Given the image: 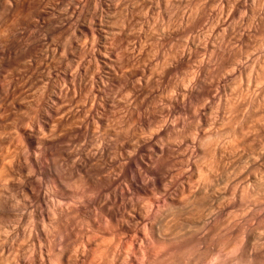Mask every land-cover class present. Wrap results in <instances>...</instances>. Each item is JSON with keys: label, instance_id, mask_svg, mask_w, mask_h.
I'll list each match as a JSON object with an SVG mask.
<instances>
[{"label": "rangeland", "instance_id": "374dc122", "mask_svg": "<svg viewBox=\"0 0 264 264\" xmlns=\"http://www.w3.org/2000/svg\"><path fill=\"white\" fill-rule=\"evenodd\" d=\"M62 1H63V4H62ZM71 1H73V2L71 3ZM71 1L70 0L69 1L68 0H60L59 1L60 4H59L57 0H54L52 2L51 8H49L50 10L47 9V11L49 10V12L50 11L54 12V11L60 10L61 8L62 9L67 8L66 11L72 9L71 12L68 11L67 15L68 16L70 15V17L73 20L79 18V20L82 21V23H80L78 26L80 32L78 31V36L75 39V41L73 42V46H75V47L77 46L78 48L73 47L72 48L73 50H70L69 54H68V52L67 53L65 52V49L63 48V46L53 47L56 44L53 45L50 41V43L52 44V47H50L51 45H49L50 43L48 42L49 44H47V45L45 44V46L43 45V47L41 45L35 49L36 51L34 50L33 53L35 54V56L32 53V55H33L32 59H35V58H39V59L32 60L33 62L31 61L30 63H33V65H35V66L37 65L38 68L37 67L34 68L35 66H32L30 63L20 62V63L16 64L15 66L13 65L11 68L10 67L6 68V69H10V70H4L5 71V72L3 71L4 73L3 72L0 73L1 74L0 77H2V75H3V77L4 76L6 77V75H7L8 76L7 79L9 78L8 80L4 81V79H6V78L3 79V77H2L1 78L2 81L0 80V82H2V83H0V88H1L0 89L1 90V92H0V100H1L0 101V129H1L0 130V160H1L0 161V168H2V169H0V264H56V263L57 264H106V263L107 264H113V263L114 264H141V260L143 257H147V259H145L143 261V264H152L153 261H158L159 264H175L174 256H170L169 254L170 253H176L178 251H185L186 249H185L184 245L186 242L185 241H179L176 244H172L170 237L173 234L177 233L178 231L181 232L187 228H191L194 231L192 232V234L185 232V235H191L190 239L193 243H198L199 245H203V247L201 248V253H202V256L204 257V264H213V261L215 262V264H264V207H263L264 204H258L257 203V204H255V206H253L250 201L245 199L244 193H243L244 192L243 188L247 184L250 183L252 185H255L258 182L257 177L264 178V176H261V174H264V155L260 156V154H259L260 149L262 147H264V142H263L264 141V119H263V117H264V102H263L264 101V94L262 96H260V94L264 93V91H262L264 89V77H263L264 76L263 75L264 74V59H263L264 58V54H263L264 53V50H263L264 49V27L252 28L251 31H248L247 27H246V24H247L246 19L247 18L245 19L244 25L241 24V22H240V14L243 11V9H242V4L237 3L236 0H233L234 2L232 0H227V1H225V0L224 1L223 0H220V1L219 0H213L212 1L211 0L212 3L210 0H209L210 2L207 0L209 2V3L207 2L208 7H206V9L204 8L205 9L204 11H206L209 7H211L208 10L209 13L206 11V13L209 15H207L204 11L202 12V9H203L202 7L206 6V4H205L206 0H192V5H191L189 12L181 13V14L177 13L178 16L179 15L183 16V22L182 23L178 22V19L176 21L177 14H176V16H173L172 13L175 11L174 7H176L177 4L181 8L185 7L188 4L187 0H181V1H184V2H182L181 6H180V3H178L181 1L176 0L177 1V3H176V1L174 0L175 4L173 1V7L171 8V10H172L171 13L169 12L170 10L168 11L169 13L167 12V10H166V12L163 11V9H170V7H168L169 5L168 6L166 5L168 3V2H166V0H164L165 3L163 2V0H160V2H162L164 4H162V3L159 4V0H158V2H156L157 0H145V2L143 1L144 3L142 2V0L141 1L137 0L138 3L134 0H133L134 2H132L131 0H121L122 2L120 0H118V1L117 0H113V1L112 0H102L103 2L101 0H99V1L98 0H90V2L87 1L88 4L81 3L80 2L81 0H79V1L78 0H71ZM152 1H155V4H153L154 2H152ZM203 1H205V2H203ZM229 1H230V3H229ZM68 2L71 3V6L73 8L69 6L70 4ZM117 2H119V3H117ZM129 2H132V4ZM224 2H226L225 5H227L230 10L227 9L228 7H225ZM227 2L229 4H227ZM73 3L75 4V7L73 6L74 5ZM120 3H121V5H120ZM135 3H136V6L134 5ZM145 3H146V5H145ZM210 3L212 6L214 4V8L216 11H218V10L219 11L214 12L213 11L214 8L211 5H209ZM215 3H219V4L217 5ZM7 4H8L7 0H0V10H1L0 11V21H3V20L7 21V24L5 25V27H0V41L7 39V35H6L7 26L13 25V24H27L31 20L30 17L36 15V4L33 3V0H13V5L11 8H9V6ZM77 4H78V8H77ZM161 4L164 5V8L161 7ZM230 4H232L233 9H232V6ZM33 5H34V7H33ZM59 5H61V6H59ZM132 5L134 8L132 7ZM138 5H140V6H138ZM157 5H158V7H160V9H157V7H154L155 10H152V9H154L153 6H157ZM195 5H197V6L199 5L197 7V8L200 7L199 11L197 10ZM216 5L218 6L217 9H216ZM79 6L80 7L81 6L82 7L88 6L85 9L83 7L84 11L87 14L84 11H82L85 13V14L83 13L84 15L82 14V12L79 13L80 10H83V9H81L82 7L80 8ZM147 6H148V8H147ZM149 6L151 9L149 8ZM166 6H167V8H166ZM40 7L43 8V5H40ZM192 7H195V8H192ZM221 7L223 9L226 8L227 11H225L226 9L223 10ZM235 7H236V9H235ZM87 8H89L88 9L89 11L87 10ZM145 8H147V9H145ZM161 8H163V9L161 10ZM219 8H221V9H219ZM239 8H241V9H239ZM78 9H80V10H78ZM96 9L98 12L95 11ZM156 9L160 13L159 16L162 15L164 17V15H165V17H164L165 19H163L162 16H161L162 18L161 17L159 18V16L158 17L155 16V15L159 14L158 12H154V11H157ZM145 10H148L149 14H148V11H145ZM195 10H196V13H195L196 15L194 14ZM220 10H221V12H222V10L225 12L221 13ZM122 11H123V13H121ZM191 11L193 14L190 13ZM228 11L231 12L229 14H232L235 11L236 12L235 15L238 14L237 18H235L236 16H234L233 14L230 15V17H229V14L227 13ZM75 12H76V16H74ZM199 12L204 13V15L201 13L204 17L201 14H199ZM70 13H72V14H70ZM142 13H144V14H142ZM211 13H212V15H211ZM96 14H97V16H96ZM166 14H169V15H166ZM171 14H172V16H170ZM189 14L192 16H190ZM198 14L200 15V20L203 19L202 22L199 20V18L198 19L195 18L196 16L199 17ZM213 14L216 16L218 15V17H216V16L215 17L220 19V21H219L220 23L218 22L219 19L217 20L215 17H212V16H214ZM225 14L227 17L225 16ZM79 15L82 17L80 18ZM90 15H91V17H90ZM149 15H151L152 17L149 18L150 17ZM153 15L157 18H155ZM205 15H207L208 17H205ZM220 15L222 16V18H220L221 17ZM94 16H96V17H94ZM129 16L132 19L129 18ZM141 16L144 20L142 18H140ZM147 16H148V18H146ZM166 16H168V17H166ZM224 16H225V19H224ZM85 17H86V20H85ZM138 17H139V19H141L143 21H141V20L139 21ZM112 18H113V20H112ZM136 18L138 19V22H137ZM204 18L205 19L207 18L206 20H209V19L211 20L208 23L209 25H207V21L206 22L204 21L205 20ZM212 18H213V21H212ZM227 18L228 19L230 18L229 21L231 19L232 20L234 18L235 19L233 21L231 20V24H230ZM114 19L115 20L119 19L120 22L117 20V22H118L117 23V22H115ZM135 19H136V22L134 23ZM145 19H146V21H147V19H148V21L150 19L151 22L150 21L146 22ZM154 19H156V20H154ZM195 19H197L199 21H197ZM236 19H238V20H236ZM214 20H216V22ZM108 21H110L111 23ZM154 21H155V23L153 24ZM167 21H169V22L171 21V22L169 23ZM224 21H226V23H222V25H219V24H221V22H224ZM121 22H123V24ZM144 22L146 24H143ZM173 22H174V24H173ZM194 22H195V24H194ZM196 22H197V24H196ZM200 22L204 24L205 28H204V26L201 27L202 24ZM212 22H213V24L215 22L214 26H213V24H211ZM217 22L219 23L218 25L216 24ZM147 23H148V25H147ZM227 23H229L231 25V27ZM232 23H233V25H232ZM111 24L113 25V27L111 26ZM146 25H147V27H146ZM240 25L242 26V28ZM125 26H127V27H125ZM130 26H132L133 28ZM151 26H152V28H151ZM219 26H221L223 28H221ZM232 26H234V27H232ZM159 27H160V29H159ZM183 27L184 28L186 27L187 29L186 28L184 29ZM215 27L218 28L219 31H216V29H214ZM192 28H193V30H192ZM120 29L123 30L124 32L121 31ZM199 29H202V30L199 31ZM212 29L215 30V33H213L214 31H211ZM168 30L169 31L173 30V32L176 31V37H174L175 35L173 32L170 33L171 31L169 32ZM167 31H168V34H167ZM197 31L201 35H199L197 33ZM111 32H112V34H110ZM116 32H117V34L118 33L119 34L116 35ZM132 32H133V35H132ZM134 32L135 33L138 32V34H134ZM180 32H182V33H180ZM217 32L220 33V36ZM223 32L225 35L223 34ZM242 32H244V33H242ZM81 33H82V35H81ZM203 33H206V34L203 36ZM241 33H242V35H241ZM113 34L115 35L114 37H112ZM171 34H173V36ZM195 34H196V39L194 37ZM207 34L209 35L210 38H208ZM236 34H237V36H236ZM134 35H137V36L140 35V36H139V38H136V36H134ZM147 35H148V37H147ZM162 35H163V37H162ZM206 35H207L208 40H206V38H205ZM213 35L214 36L216 35V36L214 37ZM234 35H235V37H234ZM97 36H98V38H97ZM145 36H146V38H145ZM107 37L109 40L107 39ZM110 37H112V39H115L117 37V39L113 43L114 40L110 41ZM120 37L121 38L127 37V38L124 39V41H123V38L121 39ZM133 37H134V40L132 39ZM159 37H160V39H159ZM199 37H203L204 39L199 38ZM92 38L94 39V42H93ZM135 38H136V41H135ZM198 38L200 40L201 39L202 40L198 41ZM61 39H63V37H61ZM137 39H139V40H137ZM147 39H148V42H146ZM191 39H195V40H191ZM226 39H227V41H226ZM91 40H92V44H91ZM170 40H171V42H170ZM88 41H90V42H88ZM156 41L158 44L156 43ZM182 41H183V43H182ZM194 41H195V44H193ZM202 41L203 42L205 41L204 43L208 44L206 49H205L206 45H204V43H203L204 47L200 46ZM206 41H208V43ZM209 41H210V44H209ZM110 42H111V44H110ZM130 42H131V45H130ZM190 42L192 44H190ZM93 43H94L95 47H94ZM170 43H172V45ZM211 43H212L213 47L210 46ZM82 44H83V46H82ZM107 44H109L110 46ZM115 44H119V47H117V48H119V50H116V47H113ZM120 44H122V47L120 46ZM186 44H188L189 46ZM196 44H198V47L200 46L198 49L199 51L197 50ZM88 45H89V47L91 46L90 48H92V50L89 49ZM104 45L107 46L109 49L107 47H105ZM115 46H118V45H115ZM151 46H153V47H151ZM168 46H170V47H168ZM182 46L185 47V52L187 51L186 53H184V48ZM191 46H192V48H190ZM209 46L211 48H209ZM193 47H194V49H196V51L193 49ZM201 47H203V48H201ZM49 48H50V50H49ZM51 48L52 49L54 48V50L56 48L55 53H54V50L52 52ZM121 48H123V49H121ZM128 48H129V50H128ZM47 49H48V53H50L51 57L47 53ZM61 49H62V51H61ZM84 49H86L87 51ZM111 49H114V50H111ZM216 49H218V51H217L218 54H216V52H215ZM232 49H233V51H232ZM93 50H95L94 51L95 53L93 52ZM163 50H164V52H163ZM182 50H183L184 55L182 53H180ZM205 50L208 52L206 53ZM58 52H60L59 53L60 58H59V56L56 55V54H58ZM136 52H137V54H136ZM141 52H143V53H141ZM188 52H190L191 54H189ZM212 52H214V53H212ZM73 53H74V55H72ZM260 53H262L263 56ZM36 54H37V56L39 54V57H37ZM87 54H89V55H87ZM120 54H121V56H120ZM146 54H147V56H146ZM178 54H181L182 56L178 55ZM193 54H194V57L196 56L195 58L192 57ZM47 55L51 58V59L49 58L50 59L49 62H48ZM52 55L56 56V57L54 58ZM172 55H173V57H172ZM189 55L192 57L191 59H189L190 58ZM91 56H92V58H91ZM132 56H134V57H132ZM209 56H210L211 60H209ZM257 56H258V58H257ZM45 57H46V60L44 62L43 60ZM187 57H189V58L187 59ZM254 57H256V58H254ZM247 58L249 59V62L247 61L248 60ZM29 59L31 60V58H29ZM53 59L54 60L58 59L55 61H57V62L59 61V62L57 63V62L53 61ZM106 59H108V60H106ZM136 59H138V60H136ZM51 60H52V62H51ZM128 60H130V61H128ZM194 60H195V62H193ZM199 60L203 61L202 64H204V65H201V66L205 67V68L203 67V69H200V70L198 68L199 64H201V63H199L200 62ZM205 60L211 61L212 64H211V62L209 63V61L206 62ZM35 61H37V62H35ZM40 61H41V63L42 62H44V63H42V65H41V63L40 64L38 63ZM46 61H47V63H46ZM109 61H110V63H109ZM191 61L193 64L191 63ZM234 61H236L235 62L236 64L235 63L233 64ZM239 61H240V63H239ZM50 63H52L51 66H53V65H56V66H53L54 67L53 68L50 66ZM157 63L160 66H158ZM159 63H161L162 65ZM205 63L206 64L209 63L210 65H207V66H210V67L205 66L206 65ZM238 63L240 66L242 63V66L240 67L238 65ZM247 63H249L250 65L249 64L247 65ZM251 63H253V64L251 65ZM101 64H102V66H101ZM111 64H112V66H111ZM232 64L234 65V67L236 69V71H234V72L237 73V75L233 72H228V69H231ZM145 65H147V66H145ZM163 65H165V67L167 66L166 69ZM222 65H224V66H222ZM236 65H238V67ZM243 65H244V67H243ZM253 65H254V67H252ZM31 66L33 67V68H31L33 71L30 69ZM40 66H42V67H40ZM57 66H58V68H62V69H58ZM82 66H83V68H82ZM150 66H151V69L153 71L150 69ZM172 66H174V67H172ZM15 67H16V69H15ZM55 67L57 69H55ZM144 67H145V69H144ZM202 67H200V68H202ZM28 68H29V70H28ZM119 68L121 69V71ZM142 68H143V70H141ZM191 68L192 69L194 68L195 70H192ZM206 68H208V69H206ZM218 68H220V69H218ZM232 68H233V66H232ZM241 68H244V71H243V69L241 71L240 70ZM245 68L247 71L245 70ZM52 69H54V70H52ZM123 69H125V70H123ZM49 70H51L52 73L49 72ZM57 70L59 71V75L61 77L57 74L58 73ZM108 70L110 72L112 71V74L108 73L109 72ZM191 70L195 71V74H197L198 76L196 77L195 74L193 75L194 72H192ZM203 70H204L205 74H204ZM237 70H239V72ZM6 71H7V73H6ZM12 71H13V73H12ZM44 71H47L48 74H47V72L45 73ZM65 71H68L70 74L68 72H65ZM90 71H92V72H90ZM94 71H96V73ZM143 71L146 74H144ZM148 71H150V72H148ZM188 71H190V73H188ZM209 71H210V73L213 71L211 73V75L215 74V72H216V74H215L216 77L213 75L211 76ZM251 71H252V73H251ZM55 72H56V75H55ZM61 72L63 75L61 74ZM87 72H89L90 75ZM114 72H116V73H114ZM118 72H119V74H118ZM49 73H51L50 76H49ZM64 73H65V75H68V76L65 77ZM149 73H152L153 75L156 76V77L153 76L154 80H153L152 75L151 74L149 75ZM218 73H219V76L220 75L222 76V78H220L221 76L219 77L217 75ZM258 73H259V75H258ZM44 74L46 75V77L43 76ZM86 74H88V75H86ZM159 74H160L161 78H160ZM207 74L210 75L211 77L210 76L207 77ZM232 74H235L236 76L234 75L235 76L234 77ZM32 75H34V76H32ZM41 75L43 76V79H42ZM52 75L56 78L52 77ZM57 75H58V77H57ZM69 75H70V77H69ZM107 75H108V77H107ZM137 75L139 76V78ZM141 75H143L144 78ZM147 75L149 77L151 76L152 78H149ZM157 75L159 77H157ZM163 75H165L166 77ZM168 75H169V77H168ZM191 75L194 76V77L192 76L194 79H192V77H189ZM63 76H64V79H63ZM94 76L95 77L97 76L96 77L97 80L95 79ZM145 76H147L149 79L148 78L145 79ZM178 76H180L181 79L183 77L184 80L183 79L181 80L180 77H178ZM10 77L12 79H14L12 81L13 84L11 83L12 86L9 82V80H12V79H10ZM49 77L52 78L51 79L52 81L49 80L50 79ZM131 77H133V78H131ZM186 77H187V79H186ZM213 77H215L216 79L214 78V80H213ZM46 78H48L47 83L45 82ZM121 78H122V80H121ZM134 78H136L137 80H135ZM195 78L196 79L200 78L199 79L200 82L199 81L195 82V80H196ZM67 79H68V81H67ZM114 79H115V81L116 80L117 81L115 82ZM128 79H129V81H128ZM222 79L224 80V82ZM255 79H256V81H255ZM54 80L56 82L55 84L53 83ZM92 80H94V81H92ZM98 80H99V82H98ZM124 80L127 82H125ZM191 80L192 81L194 80V84H192V85H191V83H193V82ZM212 80L215 83H212L213 82ZM216 80L218 82H216ZM220 80H221V82H220ZM6 81H8V82H6ZM70 81H72V82H70ZM148 81H149V83H148ZM170 81H171V83H170ZM174 81H175L176 85H175ZM181 81H183V82H181ZM158 82H159V84H158ZM187 82H189L188 85H190V86H187ZM222 82H223V84H222ZM38 83H39V85H38ZM48 83H50L49 87H53V88L55 87L53 92L50 90L53 88H49L48 86H46V85H48ZM58 83H59V85H58ZM181 83H184V84L181 85ZM2 84L4 86L6 84V86H5L6 88L4 86H2ZM219 84H221V85L218 87ZM239 84H240V86H238ZM27 85H29V86L31 85V86L29 87ZM194 85L196 86L197 89L195 88ZM8 86L9 87L11 86V87L9 88ZM144 86H146V87H144ZM182 86H183V88H188L187 91H189V90L193 91V88H194V91H193L194 93L192 94V91H191V93L187 92L189 94V95L187 94L189 96V98H188L186 93H182L183 89L180 88ZM33 87H35V88L37 87V88L34 89ZM92 87H94L95 92L93 91ZM96 87H99L100 90H99V88H96ZM101 87H102V89H101ZM129 87H131V88H129ZM15 88L17 91L15 90ZM28 88H32V89L28 90ZM39 88L41 89V91ZM46 88H49V89H46ZM42 89L44 90V93H43ZM58 89H60L59 91H61V90L62 91L57 93ZM91 89H92V91H91ZM23 90L26 93L28 90V93L26 94ZM33 90L36 91V94L34 93L35 91H33ZM38 90H39V92H37ZM47 90L50 91L51 93L48 92ZM79 90H81V91H79ZM124 90H126V91L124 92ZM240 90L241 91L244 90V91L241 92ZM29 91L32 93H30ZM46 91L49 93V95L47 94ZM54 91L57 94H54L55 93ZM96 91L98 93H96ZM99 91H100V93H99ZM142 91H144V94ZM162 91H163V93H162ZM235 92H236V94H235ZM33 93H34V95H33ZM41 93H43V96ZM52 93L55 97L52 95ZM152 93H153V95H152ZM181 93H182V95H181ZM210 93H211V95H210ZM38 94L40 95V97H43V99H41L38 96ZM58 94H61L62 96L58 95ZM82 94H83V96H82ZM133 94H134V97L132 98L131 96H133ZM138 94H139V98H137V96H136ZM177 94L180 96V98L177 97ZM239 94H243V95H239ZM144 95H145L144 98L145 99L147 98V100H145L142 97ZM171 95H173L174 100L177 101L176 103H174L175 101H172V97L169 98ZM215 95H217V96H215ZM255 95H256V97H255ZM35 96L36 97L38 96L40 99L37 97V99H38L37 100ZM50 96L51 97L53 96L52 97L53 99ZM95 96H98L96 98H98L99 100H97L95 98ZM99 96L101 98H99ZM153 96H155V97H153ZM241 96H242V98H241ZM248 96L251 97V99ZM45 97H47V98H45ZM128 97H130V98H128ZM176 98H178L180 101ZM46 99L49 100L48 103H50V102L53 103V100L54 101L56 100L55 101L56 103L55 102L53 103L52 108H49L48 103L45 101ZM92 99H93V101L96 99V102L97 101L99 102V104H98V102L92 103L93 105H95V110H94V106L91 105L93 108L94 114L99 112V113H97L98 116L92 114L94 116V117H92L94 120L92 118L91 119L89 118L90 116H92L91 113L89 115V111L92 112V108H90V105H89V104H91ZM132 99H134V101ZM242 99H244V100H242ZM246 99H248V100H246ZM256 99H258V100H256ZM40 100L41 101L43 100V102H41ZM78 100H79V102H78ZM168 100L170 102H168ZM143 101L147 102L148 104L142 103ZM205 101H210V103H206L208 106L205 104ZM226 101L229 102V104L226 103ZM234 101H237L238 103L234 102ZM40 102H41V104H40ZM44 102H45V104H44ZM178 102H179V104L177 106ZM77 103H79V104H77ZM140 103L142 105L139 106ZM180 103L182 105H180ZM186 103H187V105L185 106L184 104H186ZM22 104H23V106H22ZM87 104L89 105L90 110H88V108H86L87 110L85 108H84V110L79 109L82 107V105H83V107L88 106ZM224 104H225V108H224ZM257 104H258V106H257ZM235 105H237V106H235ZM26 106H28V107H26ZM38 106H39V109H38ZM42 106L44 109L42 108ZM149 107H151V108H149ZM167 107H168V109H167ZM180 107H181V109H180ZM204 107H205V109H204ZM238 107H240V108H238ZM241 107L242 108L245 107L246 109H242ZM251 107L254 109H252ZM258 107H260V108H258ZM77 108L79 111L77 110ZM197 108H198V110H197ZM229 108H230V110H229ZM231 108H233V109L231 110ZM41 109L43 110V112L41 111ZM48 109L49 110L51 109L50 112ZM186 109H188V110H186ZM80 110H82V111H80ZM140 110H142V114H143L141 116L142 118L141 117L138 118V115L139 114L141 115ZM145 110L147 112H145ZM1 111H3V112L1 113ZM204 111H206L207 114ZM249 111H251V112H249ZM259 111H260V113H259ZM129 112L131 115L129 114ZM132 112H133V114H132ZM194 112H195L196 116L194 115ZM254 112H256V113H254ZM145 113H146V115H145ZM227 113H229V114H227ZM230 113H234V114L231 115ZM247 113H249V114H247ZM24 114H26V115L24 116ZM172 114H173V116H172ZM253 114H255V115H253ZM39 115L41 116L40 117L41 120L44 119V121L42 120L43 123L38 118ZM45 115H47V116L49 115V116L47 118L43 117ZM99 115H101V116H99ZM144 115H145V117H144ZM148 115L151 117L150 121L148 120V118L150 119V117ZM83 116H85L84 117L85 119H83ZM87 116H88V118H87L88 120H86ZM249 116H251L252 118ZM256 116H257V118H256ZM259 116H260V118H259ZM261 116H263V117H261ZM1 117H3V118H1ZM145 119H146V121H145ZM83 120H86V121L92 120V121L88 122V124H87V122L83 121ZM251 120L254 122L252 123ZM259 120H262V121H259ZM21 121H23L25 124H23V122H21ZM38 121H40L41 123H39ZM45 121H47L48 123ZM168 121H169V123H167ZM171 121H172V123H171ZM215 121H216V123H215ZM247 121H248V123H247ZM98 122H100V123H98ZM210 122H211V124H210ZM158 123H159V125H158ZM82 124H84V125L86 124V126L90 125V126H88V128L90 127V129L87 128V130H86L85 129L86 126H82ZM124 124H126V125H124ZM249 124H251V125H249ZM102 125H104V126H102ZM159 126H161V127H159ZM167 126L171 128V131H169L170 129ZM15 127H17V128H15ZM81 127L83 128V134H82V130H81L82 128ZM164 127H165L164 130H165L166 137L164 135L163 129L161 131V128H164ZM158 128H160V129H158ZM166 128H168L169 130ZM51 129H53V130H51ZM91 129H93V130H91ZM118 129H120V130H118ZM234 129H236V130L234 131ZM237 129H238V131H237ZM158 130L161 132L159 133ZM166 130H168L167 134H166ZM90 131H92V132H90ZM157 131H158V133H156ZM185 131H186V133H185ZM78 132H80L81 134H78ZM152 132L154 135L152 134ZM49 134H52V136H50ZM155 134H157V135H155ZM149 135L152 137H148ZM183 135H186V137ZM193 135H194V137H193ZM31 136L33 137L32 139H30ZM154 136H156V137H154ZM157 136H159V138L161 136V138L158 140ZM98 137L103 144L102 150L103 149L104 150L103 151L101 150L99 152L91 151L93 149V146L96 143ZM143 137H144V139H143ZM155 139H156V141H155ZM146 140H148V141L146 142ZM149 140H150V142L155 141L154 143H151L153 145V146H151L152 148H150V145H148L150 143ZM55 141L59 142L58 146H57V155L55 157H53L51 161L46 160L43 164H41V162H40V156H41L40 149L43 146L42 142L52 143ZM132 141H133V143H132ZM137 141L141 142V144L143 142L144 145H146V146L148 145L149 147L141 145ZM169 141H171V142H169ZM180 141H182V142H180ZM193 141H196V142H193ZM213 141L215 142V144ZM240 141H242V142H240ZM15 143H16V145H15ZM154 144H156L157 146ZM180 144H182V145H180ZM216 144H218V145H216ZM233 144H234V146H233ZM139 145L141 147L143 146L147 149H145L143 147L141 148V147H139ZM159 145L162 147H160ZM10 146H12V147H10ZM165 146H166V150L163 151ZM167 146L169 147V149L167 148ZM212 146H213V148H212ZM223 146H224V148H223ZM239 146H241V149ZM154 147H156L155 148L156 150L158 148H160V154L157 153L159 151V149L156 151L154 149ZM189 147H190L191 151H190ZM148 148H150V149H148ZM174 148L175 149L177 148V149L175 150ZM210 148H212V149H210ZM7 149L10 151H7ZM139 149H141V151ZM88 150L91 151L90 156L88 154L89 153ZM136 150L139 152H137ZM150 150H151L152 155L154 154L153 157L155 156L154 159H152V157H151L152 155H150L151 154L149 152ZM153 150L157 154L153 153ZM161 150H162V152H161ZM208 150L210 153H208ZM184 151H186V152H184ZM80 152H83L85 157L91 161V165H90L89 169L87 170L89 173L88 175H86L84 172H80L79 169H77L75 173L73 172V169L75 168L76 164L83 162V159L79 160V161L77 160V156ZM131 152H132V154H130ZM164 152H167V153H165V155H164L163 154ZM146 153H148V154H146ZM227 153H229V154H227ZM145 154L148 157H146ZM167 154H168V156H167ZM206 154H207L209 159L207 158ZM240 154H243V155H240ZM254 154H256L257 157L259 158V159L257 158V162L255 164L251 163V161H249V157L254 155ZM156 155H158V156H156ZM161 155H163V157ZM170 155H172V156H170ZM166 156L171 158L172 161H170V159H168L169 161L167 160V162H169V163L165 164L164 162H166V160H165ZM213 156H215L214 159H213ZM134 157H136V158H134ZM140 157H141V159H140ZM144 158H146V159L144 160ZM147 158H148V160H147ZM240 158H242V159H240ZM150 159H152V160H150ZM201 159H203V160H201ZM129 160L131 163H129ZM143 160L146 162H144ZM216 160H218V161H216ZM141 161L145 164L143 165V163H140ZM147 161L149 163H147ZM151 161H152V163H151ZM160 161H161V164L159 163ZM162 161H164V162H162ZM246 161L249 163V165H251L247 168V172L248 173L250 172L249 173L250 175L247 172H245V170H244V163ZM2 162H3V164H2ZM188 162H190V163H188ZM210 162H212V163H210ZM219 162H221V163H219ZM151 164H152V166H151ZM162 164H164V165H162ZM167 164H169V165L167 166ZM49 165L54 166V168H55L54 173L52 172ZM161 165H162V167H161ZM188 165H190V166H188ZM215 165L216 166L218 165V168ZM257 165H259V166H257ZM163 166L164 167L167 166L164 169H166V170L168 169V171H170L171 173L170 172L168 173V171H167L168 174H166L165 173L166 170L160 169V168H163ZM153 168L155 171L153 170ZM184 168H186L185 169L186 171L183 170ZM206 168H207V170H206ZM214 168H216V169H214ZM260 168H262V169H260ZM234 169H236L237 173H238V174L236 173L237 174L236 179H235L236 181L234 180V181H232V183L227 184V191H220L219 189L221 188V185H220L221 181H225V180L227 181V178H226L227 172H230ZM257 169H258V171H257ZM173 170H176V171H173ZM187 170H188V172H187ZM203 170H204V172H203ZM213 170H215V171H213ZM200 171H201V173H200ZM206 171H208L209 173ZM145 172H147V173H145ZM175 172H176V174H175ZM210 172L211 173L214 172V173L211 174ZM180 173L182 176L180 175ZM196 173H198V174H196ZM183 174H185V175H183ZM199 174H201V175H199ZM207 174L209 177L207 176ZM5 175H6V177H5ZM173 175H175V176H173ZM171 176H173V177H171ZM245 176H246V178H245ZM253 176H255V177H253ZM57 177L59 178L58 180H57ZM66 177H70L72 179H66ZM187 177H188V180H187ZM239 177H241V178H239ZM205 178H207V180ZM244 178H245V180L243 181ZM90 179L97 185V188L94 191L95 192H101L102 191V198H99L98 196L89 192V189H90L89 180ZM182 180L183 181L185 180V181L183 182ZM203 180H206V182L208 181V184H209V180L210 181L212 180V181L210 182L209 185H207V183ZM196 181H198V182H196ZM199 181L202 183H200ZM193 182H195V183H193ZM113 183H115V184H113ZM190 184H191V186H190ZM231 184H232V186H231ZM233 184H234V186H233ZM171 185H173V186H171ZM202 186H203V188H202ZM238 186H240V187H238ZM236 187H238V188H236ZM43 189H45V190H43ZM199 189H200V191H199ZM40 191H41V194L42 193L46 194V196L42 197L41 194L39 195ZM235 191H237V192H235ZM250 191L251 190L249 189V192ZM162 192H164V193L162 194ZM241 192H242V194H241ZM80 193L83 194L84 196L81 195ZM185 193H187V194H185ZM77 195L84 198L83 204H81L77 201ZM35 196H36V198H35ZM189 196L193 197V198H190ZM95 199L96 200L98 199V203H95L89 210H85L88 208L89 202L95 201ZM214 203H215V205H214ZM247 204H248V206H247ZM95 205H97V206H95ZM185 205H186V207H185ZM168 206H170V207H168ZM96 207H97V209H96ZM249 207H252V211H250V212L247 211V209ZM131 208H132V210H131ZM195 208H197V209H195ZM172 211H174V212H172ZM195 211L197 214L195 213ZM209 212H211V213H209ZM245 212H247V215H244ZM71 213H72V215H71ZM42 214L44 215V217ZM140 214H141V216H140ZM207 215H208V218L206 217ZM84 219H86V220H84ZM169 232H170V234H169ZM136 234H138V235H136ZM94 235H96V236L93 237ZM103 246H104V248H103ZM148 247H150V248H148ZM189 247H190V245H189ZM116 248H117V250H116ZM157 254H159V255H157ZM93 257H94V259H92ZM114 257H116V258H114ZM166 257H168V259H165ZM86 259H87V261H86Z\"/></svg>", "mask_w": 264, "mask_h": 264}, {"label": "clouds", "instance_id": "9594fccd", "mask_svg": "<svg viewBox=\"0 0 264 264\" xmlns=\"http://www.w3.org/2000/svg\"><path fill=\"white\" fill-rule=\"evenodd\" d=\"M52 2L53 0H33V3L36 4V15L31 17L30 22L27 24H13L7 26V39L0 41V73H2L6 68L12 67L20 62L30 63L31 61L29 58L32 56L34 50L41 45L48 44L49 41L57 46H63L66 53L71 50L73 42L78 36V26L82 23V21H80L79 18L73 20L67 15L66 9H60L54 12L47 11L48 8H51ZM167 2L171 9L173 7V0H167ZM236 2L242 4L243 11L240 14V22L241 24H244L245 18H247L246 27L248 31H251L252 28L264 27V0H250V3L249 0H236ZM7 3L9 8H11L13 0H7ZM81 3H87V0H81ZM40 5H43V8H41ZM191 5L192 0H188V4L183 8H180L177 5L175 7V11L172 13L173 16H176L177 13L189 12ZM178 22H183L182 15L178 18ZM6 24V20L0 21V27H5ZM61 37H63V39H61ZM203 43L204 42L202 41L201 46H203ZM200 63L202 64L203 61ZM228 71L234 72L235 67L229 69ZM205 103H210V101H205ZM48 106L51 108L53 106L52 102H50ZM49 135L52 136V134ZM58 143V141L52 143L42 142L43 146L40 149L41 164H43L46 160L51 161L52 158L57 155ZM102 147L103 144L98 137L91 151L99 152L102 150ZM91 151H89V155H91ZM259 154L264 155V147L260 149ZM257 158V155L254 154L249 157V161H251V163H256ZM81 159H83V162L77 163L73 172L75 173L76 170L79 169L80 172H84L88 175L89 173L87 170L91 165V161L85 157L83 152H80L77 156L78 161ZM249 166V163L245 162L244 170L247 171ZM49 167L54 173V166L49 165ZM236 173V169L227 172V181H221L220 191L227 190V184L232 183V181L236 179ZM261 176H264V174H261ZM58 179L59 178L57 177V180ZM66 179L72 178L66 177ZM89 184V192L99 198H102V191H94L97 188V185L91 179L89 180ZM249 189H251L250 192ZM244 197L246 200L250 201L253 206L257 203L264 204V178H258V182L255 185L247 184L244 187ZM77 201L83 204L84 198L77 195ZM95 203H98V199L90 201L88 208L85 210H89ZM247 211H252V207H249ZM244 215H247V212H245ZM193 231V229L187 228L184 229V231L177 232L170 237L172 244H176L179 241L186 242L184 245L186 249L185 251H178L176 253L169 254L170 256H174L175 264H204V257L201 253L203 245L193 243L190 236L185 235V232L191 234ZM145 259H147V257L142 258L141 264H143ZM165 259H168V257ZM152 264H159V262L153 261ZM213 264H215L214 261Z\"/></svg>", "mask_w": 264, "mask_h": 264}, {"label": "bare ground", "instance_id": "6f19581e", "mask_svg": "<svg viewBox=\"0 0 264 264\" xmlns=\"http://www.w3.org/2000/svg\"><path fill=\"white\" fill-rule=\"evenodd\" d=\"M53 1H54V0H53ZM57 1H58V3H59L60 0H57ZM68 1H69V0H68ZM70 1H71V0H70ZM78 1H79V0H78ZM78 1H77V2H78ZM87 1L90 2V0H87ZM98 1H99V0H98ZM101 1H102V0H101ZM112 1H113V0H112ZM117 1H118V0H117ZM120 1H121V0H120ZM131 1H132V2L136 1V2L138 3L137 0H134V1L131 0ZM140 1H141V0H140ZM143 1L145 2V0H142V2H143ZM173 1H174V0H173ZM175 1H176V0H175ZM175 1H174V4H175ZM179 1H181V0H179ZM187 1H188V0H187ZM208 1H209V0H208ZM208 1H207V0H206V2L203 1V2H205L206 6H203V7H202V8H203V9H202V12L206 9V7H208V6H207V5H208V4H207ZM210 1H211V0H210ZM210 1H209V2H210ZM212 1H213V0H212ZM212 1H211V3H212ZM219 1H220V0H219ZM223 1H224V0H223ZM225 1H227V0H225ZM232 1H233V0H232ZM72 2H73V1H71V3H72ZM75 2H76V1H75ZM75 2H74V3H75ZM80 2H81V1H80ZM102 2H103V1H102ZM121 2H122V1H121ZM132 2H129V3L132 4ZM144 2H143V3H144ZM146 2H147V1H146ZM149 2H150V1H149ZM152 2H154L153 4H155V1H152ZM156 2H158V0H157ZM163 2L165 3L164 0H163ZM166 2H167V0H166ZM182 2H184V1L178 2V3H180V6H181ZM195 2H196V1H195ZM209 2H208V3H209ZM233 2H234V1H233ZM1 3H2V2H1ZM55 3H56V2H55ZM64 3H65V2H64ZM68 3H69V2H68ZM71 3H69V4H70V5H69L70 7H72V6H71ZM74 3H73V4H74ZM104 3H105V2H104ZM117 3H119V2H117ZM143 3H142V4H143ZM160 3H162V2H160V0H159V4H160ZM164 3H162V4H164ZM176 3H177V1H176ZM187 3H188V2H187ZM187 3H186V4H187ZM193 3H194V2H193ZM199 3H200V2H199ZM211 3H210L209 5H211ZM222 3H223V2H222ZM225 3H226V2H224V5H225ZM229 3H230V1H229ZM229 3L227 2V4H229ZM249 3H250V1H249ZM22 4H23V3H22ZM59 4H60V3H59ZM62 4H63V1H62ZM66 4H67V3H66ZM75 4H76V3H75ZM75 4L73 5L74 7H75ZM80 4H81V3H80ZM83 4H84V3H83ZM83 4H82V5H83ZM85 4H88V2L85 3ZM99 4H100V3H99ZM108 4H109V3H108ZM123 4H124V3H123ZM131 4H130V5H131ZM140 4H141V3H140ZM149 4H150V3H149ZM153 4H152V5H153ZM159 4H158V5H159ZM162 4H161V7L164 8V5H162ZM205 4H204V5H205ZM215 4L218 5L219 3H215ZM232 4H233V3H232ZM232 4H230V5L232 6ZM7 5H8V4H7ZM56 5H57V4H56ZM120 5H121V3H120ZM125 5H126V4H125ZM134 5L136 6V3H135ZM145 5H146V3H145ZM152 5H151V6H152ZM158 5H157V6H153V8H154V7H157V9H160V7H158ZM166 5L168 6V3H167ZM177 5H178V4H177ZM217 5H216V9L218 8ZM221 5H222V4H221ZM233 5H234V4H233ZM5 6H6V5H5ZM20 6H21V5H20ZM22 6H23V5H22ZM59 6H61V5H59ZM64 6H65V5H64ZM64 6H63V7H64ZM89 6H90V5H89ZM107 6H108V5H107ZM138 6H140V5H138ZM142 6H143V5H142ZM167 6H166V8H167ZM193 6H194V5H193ZM195 6H196V8H197L199 5H198V6L195 5ZM200 6H201V5H200ZM211 6H212V5H211ZM234 6H235V5H234ZM33 7H34V5H33ZM54 7H55V6H54ZM66 7H67V6H66ZM79 7H80V6H79ZM81 7H82V6H81ZM81 7H80V8H81ZM83 7H84V6H83ZM83 7H82L81 9H83ZM86 7H88V6H86ZM86 7H84V9H85ZM101 7H102V6H101ZM122 7H123V6H122ZM125 7H126V6H125ZM132 7H133V5H132ZM144 7H145V6H144ZM168 7H169V6H168ZM182 7H183V6H182ZM212 7L214 8V4H213ZM225 7H228V6L225 5ZM236 7H237V6H236ZM236 7H235V9H236ZM238 7H239V6H238ZM240 7H241V6H240ZM5 8H6V7H5ZM72 8H73V7H72ZM77 8H78V4H77ZM77 8H76V9H77ZM117 8H118V7H117ZM133 8H134V7H133ZM147 8H148V6H147ZM147 8H145V9H147ZM149 8H150V6H149ZM163 8H161V10H162ZM174 8H175V7H174ZM180 8H181V7H180ZM192 8H195V7H192ZM199 8H200V7H199ZM199 8H197L198 11H199ZM204 8H205V9H204ZM209 8H211V7H209ZM209 8L206 10L208 13H209V11H208ZM221 8H222V7H221ZM221 8H219V9H221ZM230 8H231V7H230ZM2 9H3V8H2ZM7 9H8V8H7ZM13 9H14V8H13ZM48 9H49V8H48ZM61 9H62V8H61ZM66 9H67V8H66ZM69 9H70V8H69ZM74 9H75V8H74ZM84 9H83V10L78 9V10H80V12H79V11H78V12L81 13L82 11H84ZM88 9H89V8H87V10H88ZM101 9H102V8H101ZM129 9H130V8H129ZM150 9H151V8H150ZM157 9H156V10H157ZM222 9H223V8H222ZM225 9H226V8H224L223 10H225ZM227 9H229V7H228ZM227 9H226L225 11H227ZM232 9H233V6H232ZM232 9H231V10H232ZM237 9H238V8H237ZM239 9H241V8H239ZM242 9H243V8H242ZM3 10H4V9H3ZM49 10H50V9H49ZM49 10H48V11H49ZM71 10H72V9H70V10H68V11L71 12ZM90 10H91V9H90ZM102 10H103V9H102ZM139 10H140V9H139ZM152 10H155V8L152 9ZM166 10H167V12H168L169 10H170V11H169L170 13L172 12L171 9H163V11H165V12H166ZM191 10H192V9H191ZM200 10H201V9H200ZM223 10H222V12H225V11H223ZM229 10H230V9H229ZM0 11H1V10H0ZM10 11H11V10H10ZM13 11H14V10H13ZM29 11H30V10H29ZM68 11H66L67 14H68ZM74 11H75V10H74ZM88 11H89V10H88ZM95 11H97V9H96ZM95 11H94V12H95ZM120 11H121V10H120ZM145 11H148V10H145ZM150 11H151V10H150ZM206 11H204V12L206 13ZM213 11H214V12L216 11L215 8H214ZM218 11H219V10H218ZM218 11H216V12H218ZM235 11H236V10H235ZM235 11H234L232 14H233L234 16H236L235 18H237L238 14L235 15V13H236ZM20 12H21V11H20ZM50 12H51V11H50ZM52 12H53V11H52ZM84 12H85V11H84ZM84 12H82V14H83ZM97 12H98V11H97ZM117 12H118V11H117ZM127 12H128V11H127ZM129 12H130V11H129ZM133 12H134V11H133ZM135 12H136V11H135ZM151 12H152V11H151ZM154 12H158V10H157V11H154ZM169 12H168V13H169ZM193 12H194V11H193ZM202 12H201V13H202ZM220 12H221V10H220ZM220 12H219V13H220ZM222 12H221V13H222ZM4 13H5V12H4ZM33 13H34V12H33ZM72 13H73V12H72ZM72 13H70V14H72ZM79 13H78V14H79ZM85 13H86V12H85ZM85 13H84V14H85ZM95 13H96V12H95ZM119 13H120V12H119ZM121 13H123V11H122ZM140 13H141V12H140ZM158 13H159V12H158ZM190 13L193 14L192 11H191ZM195 13H196V10H195L194 14H195ZM197 13H198V12H197ZM201 13L199 12V14H201ZM227 13L229 14V13H231V12L228 11ZM227 13H226V14H227ZM74 14H75V15H74ZM74 14H73V15L76 16V12H75ZM78 14H77V15H78ZM82 14H81V15H82ZM84 14H83V15H84ZM86 14H87V13H86ZM97 14H98V13H97ZM97 14H96V16H97ZM115 14H116V13H115ZM126 14H127V13H126ZM132 14H133V13H132ZM142 14H144V13H142ZM148 14H149V11H148ZM180 14H181V13H180ZM199 14H198V15H199ZM202 14L204 15V13H202ZM202 14H201V15H202ZM206 14H207V13H206ZM214 14H215V13H214ZM214 14H213V15H214ZM217 14H218V13H217ZM226 14H225V16H226ZM228 14H227V15H228ZM232 14H229V17H230V15H232ZM239 14H240V13H239ZM20 15H21V14H20ZM88 15H89V14H88ZM88 15H87V16H88ZM146 15H147V14H146ZM146 15H145V16H146ZM159 15H160V13H159L158 15H155V16L158 17ZM166 15H169V14H166ZM189 15H190V14H189ZM195 15H196V14H195ZM195 15H194V16H195ZM203 15H202V16H203ZM207 15H209V14H207ZM207 15H205V17H208ZM211 15H212V13H211ZM221 15H222V14H221ZM221 15H220V16H221ZM223 15H224V14H223ZM25 16H26V15H25ZM34 16H35V15H34ZM69 16H70V15H69ZM79 16H80V15H79ZM96 16H94V17H96ZM102 16H103V15H102ZM118 16H119V15H118ZM123 16H124V15H123ZM127 16H128V15H127ZM138 16H139V15H138ZM149 16H150L149 18L152 17L151 15H149ZM153 16H154V15H153ZM155 16H154V17H155ZM161 16H162V15H161ZM161 16H159V18H160ZM170 16H172V14H171ZM179 16H180V15H179ZM179 16H178V14H177L176 21H177V19L179 18ZM190 16H192V15H190ZM215 16H216V15H214V16H212V17H215ZM225 16H224V19H225ZM234 16H233V17H234ZM23 17H24V16H23ZM77 17H78V16H77ZM77 17H76V18H77ZM81 17H82V16H80V18H81ZM90 17H91V15H90ZM110 17H111V16H110ZM116 17H117V16H116ZM143 17H144V16H143ZM157 17H155V18H157ZM162 17H163V16H162ZM162 17H161V18H162ZM164 17H165V15H164ZM164 17H163V19H165ZM166 17H168V16H166ZM184 17H185V16H184ZM203 17H204V16H203ZM210 17H211V16H210ZM216 17H218V15H217ZM216 17H215V18H216ZM226 17H227V16H226ZM231 17H232V16H231ZM30 18H31V17H30ZM113 18H114V17H113ZM113 18H112V20H113ZM117 18H118V17H117ZM121 18H122V17H121ZM129 18H131V17L129 16ZM134 18H135V17H134ZM140 18H142V16H141ZM146 18H148V16H147ZM159 18H158V19H159ZM171 18H172V17H171ZM188 18H189V17H188ZM195 18H197V19L199 18V20H200V15H199V17L196 16ZM201 18H202V17H201ZM220 18H222V16H221ZM235 18H234V19H235ZM77 19H78V18H77ZM91 19H92V18H91ZM98 19H99V18H98ZM98 19H97V20H98ZM101 19H102V18H101ZM109 19H110V18H109ZM131 19H132V18H131ZM136 19H137V18H136ZM136 19H135L134 23L136 22ZM138 19H139V17H138ZM138 19H137V22H138ZM142 19H143V18H142ZM197 19H195V20H197ZM204 19H205V18H204ZM206 19H207V18H206ZM206 19H205L204 21H205V22L207 21V25H209L208 23H209V21H211V20H210V19H209V20H206ZM216 19L218 20L219 18H216ZM227 19H228V18H227ZM229 19H230V18H229ZM229 19H228V21H229ZM234 19H233V20H234ZM245 19H246V18H245ZM75 20H76V19H75ZM107 20H108V19H107ZM114 20H115V19H114ZM117 20L119 21V19H116L115 22H117ZM126 20H127V19H126ZM140 20H141V19H139V21H140ZM143 20H144V19H143ZM143 20H141V21H143ZM154 20H156V19H154ZM160 20H161V19H160ZM192 20H193V19H192ZM199 20H197V21H199ZM231 20H232V19H231ZM231 20L229 21L230 24H231ZM233 20H232V21H233ZM236 20H238V19H236ZM246 20H247V19H246ZM14 21H15V20H14ZM26 21H27V20H26ZM121 21H122V20H121ZM131 21H132V20H131ZM145 21H146V19H145ZM147 21H148V19H147ZM147 21H146V22H147ZM149 21H150V19H149ZM149 21H148V22H149ZM163 21H164V20H163ZM200 21L202 22L203 19H201ZM212 21H213V18H212ZM214 21L216 22V20H214ZM219 21H220V19L218 20V22H219ZM221 21H222V20H221ZM108 22H110V21H108ZM119 22H120V21H119ZM123 22H124V21H123ZM123 22H121V23L123 24ZM129 22H130V21H129ZM150 22H151V21H150ZM167 22H169V21H167ZM170 22H171V21H170ZM170 22H169V23H170ZM190 22H191V21H190ZM190 22H189V23H190ZM201 22H200V23H201ZM215 22H214V24H213V22H212L211 24H213V26H214V25H215ZM218 22L216 23L217 25L220 23V22H219V23H218ZM235 22H236V21H235ZM237 22H238V21H237ZM246 22H247V21H246ZM11 23H12V22H11ZM103 23H104V22H103ZM110 23H111V22H110ZM117 23H118V22H117ZM141 23H142V22H141ZM154 23H155V21L153 22V24H154ZM162 23H163V22H162ZM177 23H178V22H177ZM222 23H226V21L221 22V24H219V25H222ZM229 23H227V24H229ZM233 23H234V22H233ZM233 23H232V25H233ZM143 24H146V23L144 22ZM143 24H142V25H143ZM151 24H152V23H151ZM156 24H157V23H156ZM159 24H160V23H159ZM163 24H164V23H163ZM173 24H174V22H173ZM187 24H188V23H187ZM194 24H195V22H194ZM196 24H197V22H196ZM198 24H199V23H198ZM201 24H202L201 27H203L204 24H203V23H201ZM201 24H200V25H201ZM230 24H229V25H230ZM120 25H121V24H120ZM124 25H125V24H124ZM124 25H123V26H124ZM133 25H134V24H133ZM147 25H148V23H147ZM147 25H146V27H147ZM168 25H169V24H168ZM175 25H176V24H175ZM189 25H190V24H189ZM200 25H199V26H200ZM223 25H224V24H223ZM235 25H236V24H235ZM243 25H244V24H243ZM108 26H109V25H108ZM111 26L113 27L112 24H111ZM118 26H119V25H118ZM127 26H128V25H127ZM127 26H125V27H127ZM149 26H150V25H149ZM159 26H160V25H159ZM171 26H172V25H171ZM171 26H170V27H171ZM194 26H195V25H194ZM213 26H212V27H213ZM240 26H241V25H240ZM93 27H94V26H93ZM130 27H132V26H130ZM154 27H155V26H154ZM162 27H163V26H162ZM170 27H169V28H170ZM187 27H188V26H187ZM189 27H190V26H189ZM195 27H196V26H195ZM217 27H218V26H217ZM219 27H221V26H219ZM228 27H229V26H228ZM230 27H231V25H230ZM230 27H229V28H230ZM232 27H234V26H232ZM132 28H133V27H132ZM142 28H143V27H142ZM151 28H152V26H151ZM164 28H165V27H164ZM169 28H168V29H169ZM183 28H184V27H183ZM185 28H186V27H185ZM185 28H184V29H185ZM204 28H205V26H204ZM221 28H223V27H221ZM224 28H225V27H224ZM241 28H242V26H241ZM4 29H5V28H4ZM95 29H96V28H95ZM100 29H101V28H100ZM134 29H135V28H134ZM144 29H145V28H144ZM159 29H160V27H159ZM176 29H177V28H176ZM186 29H187V28H186ZM195 29H196V28H195ZM195 29H194V30H195ZM214 29H216V31H219L218 28H216V27H215ZM225 29H226V28H225ZM227 29H228V28H227ZM244 29H245V28H244ZM81 30H82V29H81ZM91 30H92V29H91ZM101 30H102V29H101ZM107 30H108V29H107ZM114 30H115V29H114ZM120 30H121V29H120ZM120 30H119V31H120ZM131 30H132V29H131ZM140 30H141V29H140ZM154 30H155V29H154ZM154 30H153V31H154ZM156 30H157V29H156ZM190 30H191V29H190ZM192 30H193V28H192ZM196 30H197V29H196ZM200 30H202V29H199V31H200ZM220 30H221V29H220ZM228 30H229V29H228ZM104 31H105V30H104ZM121 31H123V30H121ZM160 31H161V30H160ZM168 31H169V30H168ZM168 31H167V34H168ZM170 31H171V30H170ZM170 31H169V32H170ZM211 31H214L213 33H215V30L212 29ZM226 31H227V30H226ZM79 32H80V31H79ZM91 32H92V31H91ZM93 32H94V31H93ZM123 32H124V31H123ZM172 32H173V30H172L170 33H172ZM192 32H193V31H192ZM221 32H222V31H221ZM224 32H225V31H224ZM224 32H223V34H224ZM244 32H245V31H244ZM244 32H242V33H244ZM139 33H140V32H139ZM146 33H147V32H146ZM173 33H174V35H175L174 37H176V31L173 32ZM180 33H182V32H180ZM195 33H196V32H195ZM197 33H198V31H197ZM207 33H208V32H207ZM217 33H218V32H217ZM217 33H216V34H217ZM242 33H241V35H242ZM84 34H85V33H84ZM107 34H108V33H107ZM107 34H106V35H107ZM110 34H112V32H111ZM118 34H119V33H118ZM118 34H117V32H116V35H118ZM124 34H125V33H124ZM130 34H131V33H130ZM134 34H138V32H137V33L134 32ZM157 34H158V33H157ZM178 34H179V33H178ZM198 34H199V33H198ZM205 34H206V33H203V36H204ZM218 34H219V36H220V33H218ZM221 34H222V33H221ZM81 35H82V33H81ZM89 35H90V34H89ZM101 35H102V34H101ZM132 35H133V32H132ZM132 35H131V36H132ZM155 35H156V34H155ZM171 35L173 36V34H171ZM189 35H190V34H189ZM193 35H194V34H193ZM199 35H201V34H199ZM199 35H198V36H199ZM207 35H208V34H207ZM207 35L205 36L206 40H208V39H207ZM211 35H212V34H211ZM211 35H210V36H211ZM224 35H225V34H224ZM227 35H228V34H227ZM246 35H247V34H246ZM114 36H115V35L113 34L112 37H114ZM127 36H128V35H127ZM134 36H136V38H139L140 35H139V36L134 35ZM158 36H159V35H158ZM169 36H170V35H169ZM172 36H171V37H172ZM177 36H178V35H177ZM183 36H184V35H183ZM198 36H197V37H198ZM213 36H214V35H213ZM215 36H216V35H215ZM215 36H214V37H215ZM236 36H237V34H236ZM89 37H90V36H89ZM112 37H110V41H113V40H114V41H113V43H114L118 36H117L115 39H112ZM147 37H148V35H147ZM162 37H163V35H162ZM165 37H166V36H165ZM194 37H195V39H196V34H195ZM211 37H212V36H211ZM234 37H235V35H234ZM79 38H80V37H79ZM97 38H98V36H97ZM120 38H121V37H120ZM120 38H119V39H120ZM122 38H123V37H122ZM122 38H121V39H122ZM126 38H127V37H126ZM126 38H123V41H124V39H126ZM136 38H135V41H136ZM141 38H142V37H141ZM145 38H146V36H145ZM152 38H153V37H152ZM155 38H156V37H155ZM169 38H170V37H169ZM199 38H203V37H199ZM199 38H198V41H201L202 39L200 40ZM208 38H210L209 35H208ZM221 38H222V37H221ZM227 38H228V37H227ZM86 39H87V38H86ZM92 39H93V38H92ZM107 39H108V37H107ZM111 39H112V40H111ZM130 39H131V38H130ZM132 39L134 40V37H133ZM148 39H149V38H148ZM148 39H147L146 42H148ZM159 39H160V37H159ZM166 39H167V38H166ZM171 39H172V38H171ZM175 39H176V38H175ZM184 39H185V38H184ZM189 39H190V38H189ZM195 39H191V40H195ZM203 39H204V38H203ZM211 39H212V38H211ZM211 39H210V40H211ZM219 39H220V38H219ZM228 39H229V38H228ZM98 40H99V39H98ZM108 40H109V39H108ZM137 40H139V39H137ZM149 40H150V39H149ZM154 40H155V39H154ZM212 40H213V39H212ZM212 40H211V41H212ZM118 41H119V40H118ZM120 41H121V40H120ZM129 41H130V40H129ZM135 41H134V42H135ZM162 41H163V40H162ZM183 41H184V40H183ZM183 41H182V43H183ZM186 41H187V40H186ZM188 41H189V40H188ZM215 41H216V40H215ZM217 41H218V40H217ZM222 41H223V40H222ZM226 41H227V39H226ZM88 42H90V41H88ZM93 42H94V39H93ZM107 42H108V41H107ZM149 42H150V41H149ZM163 42H164V41H163ZM170 42H171V40H170ZM177 42H178V41H177ZM204 42H205V41H204ZM206 42L208 43V41H206ZM49 43H50V41H49ZM49 43H48V44H49ZM84 43H85V42H84ZM113 43H112V44H113ZM118 43H119V42H118ZM150 43H151V42H150ZM152 43H153V42H152ZM156 43H157V41H156ZM186 43H187V42H186ZM224 43H225V42H224ZM229 43H230V42H229ZM261 43H262V42H261ZM79 44H80V43H79ZM91 44H92V40H91ZM91 44H90V45H91ZM104 44H105V43H104ZM110 44H111V42H110ZM133 44H134V43H133ZM139 44H140V43H139ZM157 44H158V43H157ZM163 44H164V43H163ZM170 44L172 45V43H170ZM190 44H192V43L190 42ZM193 44H195V41H194ZM209 44H210V41H209ZM227 44H228V43H227ZM46 45H47V44H46ZM49 45H51L50 47H52V44H51V43H50ZM49 45H48V46H49ZM53 45H54V44H53ZM80 45H81V44H80ZM93 45H94V43H93ZM107 45H109V44H107ZM115 45H118V46H115ZM115 45H114L113 47H116V50H119V48H117V47H119V44H115ZM130 45H131V42H130ZM151 45H152V44H151ZM181 45H182V44H181ZM181 45H180V46H181ZM186 45H188V44H186ZM186 45H185V46H186ZM196 45H197L196 47H197V50H198L199 47H200L201 45H200L199 47H198V44H196ZM204 45H206V47H205V49H206L208 44L204 43ZM216 45H217V44H216ZM252 45H253V44H252ZM44 46H45V45H44ZM48 46H47V47H48ZM55 46H57V45H54L53 47H55ZM78 46H79V45H78ZM82 46H83V44H82ZM91 46H92V45H91ZM91 46H90V47H91ZM104 46H105V45H104ZM104 46H103V47H104ZM109 46H110V45H109ZM120 46L122 47V44H120ZM124 46H125V45H124ZM160 46H161V45H160ZM166 46H167V45H166ZM188 46H189V45H188ZM194 46H195V45H194ZM210 46H212V43H211ZM210 46H209V48H211ZM260 46H261V45H260ZM42 47H43V45H42ZM73 47H75V46H73ZM73 47H72V48H73ZM84 47H85V46H84ZM88 47H89V45H88ZM90 47H89V49L92 50V48H90ZM94 47H95V45H94ZM94 47H93V48H94ZM105 47H107V46H105ZM111 47H112V46H111ZM132 47H133V46H132ZM143 47H144V46H143ZM151 47H153V46H151ZM168 47H170V46H168ZM175 47H176V46H175ZM175 47H174V48H175ZM182 47H183V46H182ZM182 47H181V48H182ZM203 47H204V46H203ZM203 47H201V48H203ZM212 47H213V46H212ZM235 47H236V46H235ZM45 48H46V47H45ZM61 48H62V47H61ZM63 48H64V47H63ZM72 48H71V50H73ZM75 48H78V47L76 46ZM82 48H83V47H82ZM107 48H108V47H107ZM135 48H136V47H135ZM163 48H164V47H163ZM171 48H172V47H171ZM174 48H173V49H174ZM176 48H177V47H176ZM183 48H184V53H186L187 51L185 52V47H183ZM190 48H192V46H191ZM222 48H223V47H222ZM255 48H256V47H255ZM51 49H52V48H51ZM79 49H80V48H79ZM108 49H109V48H108ZM108 49H107V50H108ZM121 49H123V48H121ZM139 49H140V48H139ZM146 49H147V48H146ZM155 49H156V48H155ZM187 49H188V48H187ZM193 49H194V47H193ZM212 49H213V48H212ZM261 49H262V48H261ZM49 50H50V48H49ZM53 50H54V48L52 49V52H53ZM55 50H56V48H55ZM55 50H54V53H55ZM84 50H86V49H84ZM111 50H114V49H111ZM128 50H129V48H128ZM132 50H133V49H132ZM144 50H145V49H144ZM144 50H143V51H144ZM167 50H168V49H167ZM169 50H170V49H169ZM188 50H189V49H188ZM194 50L196 51V49H194ZM209 50H210V49H209ZM221 50H222V49H221ZM263 50H264V49H263ZM35 51H36V50H35ZM43 51H44V50H43ZM61 51H62V49H61ZM77 51H78V50H77ZM86 51H87V50H86ZM94 51H95V50H93V52H94ZM133 51H134V50H133ZM139 51H140V50H139ZM179 51H180V50H179ZM179 51H178V52H179ZM198 51H199V50H198ZM205 51H206V50H205ZM217 51H218V49H216V51H215L216 54H218ZM232 51H233V49H232ZM41 52H42V51H41ZM52 52H51V53H52ZM56 52H57V51H56ZM79 52H80V51H79ZM90 52H91V51H90ZM90 52H89V53H90ZM109 52H110V51H109ZM112 52H113V51H112ZM115 52H116V51H115ZM127 52H128V51H127ZM163 52H164V50H163ZM190 52H191V51H190ZM190 52H188V53L191 54ZM207 52H208V51H206V53H207ZM219 52H220V51H219ZM230 52H231V51H230ZM234 52H235V51H234ZM236 52H237V51H236ZM38 53H39V52H38ZM47 53H48V49H47ZM59 53H60V52H58V54H59ZM94 53H95V52H94ZM100 53H101V52H100ZM132 53H133V52H132ZM139 53H140V52H139ZM141 53H143V52H141ZM180 53L183 54V50H182ZM193 53H194V52H193ZM195 53H196V52H195ZM212 53H214V52H212ZM212 53H211V54H212ZM250 53H251V52H250ZM250 53H249V54H250ZM48 54H49V56L51 57L50 53H48ZM52 54H53V53H52ZM58 54H56V55L59 56V58H60V54H59V55H58ZM68 54H69V52H68ZM98 54H99V53H98ZM103 54H104V53H103ZM110 54H111V53H110ZM113 54H114V53H113ZM136 54H137V52H136ZM158 54H159V53H158ZM160 54H161V53H160ZM164 54H165V53H164ZM175 54H176V53H175ZM216 54H215V55H216ZM251 54H252V53H251ZM260 54H262V53H260ZM263 54H264V53H263ZM263 54H262V56H263ZM33 55L35 56L34 53H33ZM33 55H32V56H33ZM44 55H45V54H44ZM53 55H54V54H53ZM53 55H52V56H53ZM61 55H62V54H61ZM72 55H74V53H73ZM87 55H89V54H87ZM90 55H91V54H90ZM111 55H112V54H111ZM168 55H169V54H168ZM173 55H174V54H173ZM173 55H172V57H173ZM178 55H181V54H178ZM183 55H184V54H183ZM213 55H214V54H213ZM221 55H222V54H221ZM254 55H255V54H254ZM258 55H259V54H258ZM32 56L30 57V58H31L30 61L39 59V58H35V57H34L35 59H32V58H33ZM36 56H37V54H36ZM49 56L47 55V57H48V62H49V60L51 59ZM105 56H106V55H105ZM115 56H116V55H115ZM120 56H121V54H120ZM127 56H128V55H127ZM136 56H137V55H136ZM136 56H135V57H136ZM146 56H147V54H146ZM164 56H165V55H164ZM166 56H167V55H166ZM170 56H171V55H170ZM181 56H182V55H181ZM189 56H190V55H189ZM228 56H229V55H228ZM37 57H39V54H38ZM42 57H43V56H42ZM53 57L55 58L56 56H53ZM63 57H64V56H63ZM95 57H96V56H95ZM108 57H109V56H108ZM122 57H123V56H122ZM124 57H125V56H124ZM132 57H134V56H132ZM159 57H160V56H159ZM168 57H169V56H168ZM176 57H177V56H176ZM192 57L195 58L196 56L194 57V54H193ZM192 57H191V56H190V58L187 57V59H188V58L191 59ZM209 57H210V56H209ZM234 57H235V56H234ZM242 57H243V56H242ZM245 57H246V56H245ZM49 58H50V59H49ZM86 58H87V57H86ZM91 58H92V56H91ZM97 58H98V57H97ZM112 58H113V57H112ZM112 58H111V59H112ZM199 58H200V57H199ZM201 58H202V57H201ZM206 58H207V57H206ZM254 58H256V57H254ZM257 58H258V56H257ZM61 59H62V58H61ZM71 59H72V58H71ZM71 59H70V60H71ZM81 59H82V58H81ZM100 59H101V58H100ZM124 59H125V58H124ZM126 59H127V58H126ZM129 59H130V58H129ZM134 59H135V58H134ZM171 59H172V58H171ZM174 59H175V58H174ZM179 59H180V58H179ZM247 59H248V58H247ZM263 59H264V58H263ZM42 60H43V59H42ZM45 60H46V57L44 58L43 61L45 62ZM55 60H58V59H55ZM55 60L53 59V61H55ZM64 60H65V59H64ZM70 60H69V61H70ZM85 60H86V59H85ZM89 60H90V59H89ZM89 60H88V61H89ZM106 60H108V59H106ZM114 60H115V59H114ZM116 60H117V59H116ZM136 60H138V59H136ZM182 60H183V59H182ZM185 60H186V59H185ZM209 60H211V59H209ZM209 60H208V61H209ZM219 60H220V59H219ZM253 60H254V59H253ZM258 60H259V59H258ZM72 61H73V60H72ZM77 61H78V60H77ZM118 61H119V60H118ZM126 61H127V60H126ZM126 61H125V62H126ZM128 61H130V60H128ZM162 61H163V60H162ZM164 61H165V60H164ZM175 61H176V60H175ZM199 61H200V60H199ZM205 61H206V60H205ZM208 61H206V62H208ZM212 61H213V60H212ZM221 61H222V60H221ZM221 61H220V62H221ZM228 61H229V60H228ZM247 61L249 62V59H248ZM247 61H246V62H247ZM255 61H256V60H255ZM259 61H260V60H259ZM262 61H263V60H262ZM32 62H33V61H32ZM35 62H37V61H35ZM44 62H42V63H44ZM51 62H52V60H51ZM55 62H57V61H55ZM58 62H59V61H58ZM58 62H57V63H58ZM86 62H87V61H86ZM89 62H90V61H89ZM98 62H99V61H98ZM115 62H116V61H115ZM119 62H120V61H119ZM123 62H124V61H123ZM139 62H140V61H139ZM166 62H167V61H166ZM168 62H169V61H168ZM193 62H195V60H194ZM200 62H201V61H200ZM200 62H199V63H200ZM210 62H211V61H209V63H210ZM214 62H215V61H214ZM235 62H236V61H234L233 64H234ZM242 62H243V61H242ZM253 62H254V61H253ZM260 62H261V61H260ZM38 63L40 64L41 61L38 62ZM42 63H41V65H42ZM46 63H47V61H46ZM71 63H72V62H71ZM73 63H74V62H73ZM78 63H79V62H78ZM78 63H77V64H78ZM109 63H110V61H109ZM191 63H192V61H191ZM209 63H207V64L205 63V64H206L205 66L210 65ZM226 63H227V62H226ZM228 63H229V62H228ZM239 63H240V61H239ZM239 63H238V65H239ZM30 64H31L32 66H35V65H33V63H30ZM36 64H37V63H36ZM39 64H38V65H39ZM53 64H54V63H53ZM61 64H62V63H61ZM69 64H70V63H69ZM85 64H86V63H85ZM113 64H114V63H113ZM129 64H130V63H129ZM140 64H141V63H140ZM151 64H152V63H151ZM159 64H161V63H159ZM165 64H166V63H165ZM169 64H170V63H169ZM192 64H193V63H192ZM211 64H212V62H211ZM219 64H220V63H219ZM233 64H232V66L234 67ZM235 64H236V63H235ZM245 64H246V63H245ZM245 64H244V65H245ZM248 64H249V63H247V65H248ZM252 64H253V63H251V65H252ZM258 64H259V63H258ZM15 65H16V64H15ZM15 65H14V66H15ZM43 65H44V64H43ZM51 65H52V63H50V66H51ZM59 65H60V64H59ZM59 65H58V66H59ZM70 65H71V64H70ZM74 65H75V64H74ZM98 65H99V64H98ZM98 65H97V66H98ZM152 65H153V64H152ZM157 65H158V63H157ZM161 65H162V64H161ZM171 65H172V64H171ZM185 65H186V64H185ZM201 65H204V64H199L200 67H202ZM238 65H236V66L238 67ZM244 65H243V67H244ZM249 65H250V64H249ZM259 65H260V64H259ZM26 66H27V65H26ZM32 66L30 67V69L33 68ZM47 66H48V65H47ZM53 66H56V65H53ZM53 66H51V67H53ZM58 66H57V68H58ZM75 66H76V65H75ZM78 66H79V65H78ZM86 66H87V65H86ZM89 66H90V65H89ZM93 66H94V65H93ZM101 66H102V64H101ZM105 66H106V65H105ZM111 66H112V64H111ZM122 66H123V65H122ZM145 66H147V65H145ZM158 66H160V65H158ZM163 66L165 67V65H163ZM196 66H197V65H196ZM199 66H198L199 70H200V69H203V67H204V66H203L202 68H200ZM222 66H224V65H222ZM230 66H231V65H230ZM232 66H231V68H232ZM239 66H240V65H239ZM241 66H242V63H241ZM241 66H240V67H241ZM28 67H29V66H28ZM36 67L38 68L37 65H36L34 68H36ZM40 67H42V66H40ZM51 67H50V68H51ZM61 67H62V66H61ZM68 67H69V66H68ZM70 67H71V66H70ZM79 67H80V66H79ZM99 67H100V66H99ZM106 67H107V66H106ZM139 67H140V66H139ZM166 67H167V66H166ZM166 67H165V69H166ZM172 67H174V66H172ZM207 67H210V66H207ZM213 67H214V66H213ZM228 67H229V66H228ZM240 67H239V68H240ZM252 67H254V65H253ZM258 67H259V66H258ZM8 68H9V67H8ZM10 68H11V67H10ZM13 68H14V67H13ZM13 68H12V69H13ZM22 68H23V67H22ZM53 68H54V67H53ZM57 68L55 67V69H57ZM82 68H83V66H82ZM86 68H87V67H86ZM93 68H94V67H93ZM103 68H104V67H103ZM107 68H108V67H107ZM162 68H163V67H162ZM185 68H186V67H185ZM196 68H197V67H196ZM204 68H205V67H204ZM214 68H215V67H214ZM216 68H217V67H216ZM229 68H230V67H229ZM239 68H238V69H239ZM248 68H249V67H248ZM15 69H16V67H15ZM41 69H42V68H41ZM58 69H62V68H58ZM87 69H88V68H87ZM87 69H86V70H87ZM119 69H120V68H119ZM144 69H145V67H144ZM150 69H151V66H150ZM157 69H158V68H157ZM188 69H189V68H188ZM191 69H192V68H191ZM206 69H208V68H206ZM218 69H220V68H218ZM242 69H243V71H244V68H241L240 70L242 71ZM5 70H10V69H5ZM22 70H23V69H22ZM22 70H21V71H22ZM28 70H29V68H28ZM31 70H32V69H31ZM31 70H30V71H31ZM42 70H43V69H42ZM45 70H46V69H45ZM52 70H54V69H52ZM99 70H100V69H99ZM104 70H105V69H104ZM123 70H125V69H123ZM141 70H143V68H142ZM151 70H152V69H151ZM189 70H190V69H189ZM192 70H195V69L193 68ZM192 70H191V71H192ZM197 70H198V69H197ZM228 70H229V69H228ZM245 70H246V68H245ZM259 70H260V69H259ZM32 71H33V70H32ZM75 71H76V70H75ZM92 71H93V70H92ZM92 71H90V72H92ZM108 71H109V70H108ZM120 71H121V69H120ZM138 71H139V70H138ZM152 71H153V70H152ZM235 71H236V69H235ZM237 71L239 72V70H237ZM246 71H247V70H246ZM255 71H256V70H255ZM4 72H5V71H4ZM4 72H3V73H4ZM37 72H38V71H37ZM44 72L46 73L47 71H44ZM49 72H51V70H49ZM57 72H58L57 74L59 75V71H58V70H57ZM65 72H68V71H65ZM94 72L96 73V71H94ZM102 72H103V71H102ZM106 72H107V71H106ZM116 72H117V71H116ZM116 72H114V73H116ZM141 72H142V71H141ZM148 72H150V71H148ZM163 72H164V71H163ZM192 72H194V73H193V75H194V74H195V71H192ZM203 72H204V70H203ZM212 72H213V71H212ZM212 72H211V73H212ZM228 72H229V71H228ZM6 73H7V71H6ZM6 73H5V74H6ZM12 73H13V71H12ZM22 73H23V72H22ZM31 73H32V72H31ZM51 73H52V72H51ZM51 73H49V76H50ZM68 73H69V72H68ZM74 73H75V72H74ZM74 73H73V74H74ZM76 73H77V72H76ZM85 73H86V72H85ZM87 73L89 74V72H87ZM97 73H98V72H97ZM108 73L112 74V71H111V72L109 71ZM143 73H144V71H143ZM168 73H169V72H168ZM174 73H175V72H174ZM188 73H190V71H188ZM209 73H210V71H209ZM211 73H210V75H211ZM233 73H235V72H233ZM251 73H252V71H251ZM251 73H250V74H251ZM19 74H20V73H19ZM27 74H28V73H27ZM34 74H35V73H34ZM40 74H41V73H40ZM47 74H48V72H47ZM61 74H62V72H61ZM66 74H67V73H66ZM69 74H70V73H69ZM71 74H72V73H71ZM88 74H86V75H88ZM91 74H92V73H91ZM118 74H119V72H118ZM120 74H121V73H120ZM129 74H130V73H129ZM131 74H132V73H131ZM137 74H138V73H137ZM139 74H140V73H139ZM141 74H142V73H141ZM144 74H146V73H144ZM150 74L152 75V77H153V76L156 77V76L153 75L152 73H149V75H150ZM161 74H162V73H161ZM204 74H205V72H204ZM215 74H216V72H215ZM215 74H212V75L216 77ZM226 74H227V73H226ZM235 74L237 75V73H235ZM235 74H232V75L234 76ZM238 74H239V73H238ZM0 75H1V74H0ZM8 75H9V74H8ZM55 75H56V72H55ZM58 75H57V77H58ZM62 75H63V74H62ZM76 75H77V74H76ZM81 75H82V74H81ZM84 75H85V74H84ZM89 75H90V74H89ZM94 75H95V74H94ZM98 75H99V74H98ZM98 75H97V76H98ZM102 75H103V74H102ZM179 75H180V74H179ZM182 75H183V74H182ZM193 75H191V76H189V77H192ZM210 75L207 74V77L210 76ZM212 75H211V76H212ZM217 75L219 76V73H218ZM232 75H231V76H232ZM236 75H235V76H236ZM246 75H247V74H246ZM258 75H259V73H258ZM263 75H264V74H263ZM19 76H20V75H19ZM32 76H34V75H32ZM35 76H36V75H35ZM43 76L46 77L45 74H44ZM43 76L41 75L42 79H43ZM47 76H48V75H47ZM59 76H60V75H59ZM64 76L66 77V76H68V75H65V73H64ZM64 76H63V79H64ZM74 76H75V75H74ZM74 76H73V77H74ZM77 76H78V75H77ZM97 76H96V77H97ZM119 76H120V75H119ZM133 76H134V75H133ZM137 76H138V75H137ZM141 76H143V75H141ZM147 76H148V75H147ZM147 76H145V79H147V78L149 77V76H148V77H147ZM159 76H160V74H159ZM159 76L157 75V77H159ZM163 76H165V75H163ZM184 76H185V75H184ZM186 76H187V75H186ZM195 76L197 77L198 75L195 74ZM202 76H203V75H202ZM202 76H201V77H202ZM211 76H210V77H211ZM220 76H221V75H220ZM220 76H219V77H220ZM231 76H230V77H231ZM235 76H234V77H235ZM241 76H242V75H241ZM261 76H262V75H261ZM2 77H3V75H2ZM2 77H0V80H1ZM7 77H8L7 75H6V77H5V76L3 77V79L6 78V79H4V81L9 79V78L7 79ZM38 77H39V76H38ZM45 77H44V78H45ZM52 77H54V76L52 75ZM60 77H61V76H60ZM69 77H70V75H69ZM82 77H83V76H82ZM88 77H89V76H88ZM94 77H95V76H94ZM96 77H95V79H96ZM98 77H99V76H98ZM107 77H108V75H107ZM115 77H116V76H115ZM123 77H124V76H123ZM152 77L150 76L149 78H152ZM154 77H153V80H154ZM165 77H166V76H165ZM168 77H169V75H168ZM178 77H180V76H178ZM193 77H194V76H193ZM193 77H192V79H194ZM210 77H209V78H210ZM215 77H213V80H214ZM223 77H224V76H223ZM263 77H264V76H263ZM49 78H50V77H49ZM54 78H56V77H54ZM54 78H53V79H54ZM86 78H87V77H86ZM86 78H85V79H86ZM131 78H133V77H131ZM138 78H139V76H138ZM143 78H144V76H143ZM149 78H148V79H149ZM160 78H161V76H160ZM163 78H164V77H163ZM220 78H222V76H221ZM220 78H219V79H220ZM224 78H225V77H224ZM231 78H232V77H231ZM240 78H241V77H240ZM10 79H12V78L10 77ZM51 79H52V78H50L49 80H51ZM87 79H88V78H87ZM90 79H91V78H90ZM102 79H103V78H102ZM111 79H112V78H111ZM134 79L137 80L136 78H134ZM141 79H142V78H141ZM145 79H144V80H145ZM168 79H169V78H168ZM174 79H175V78H174ZM174 79H173V80H174ZM176 79H177V78H176ZM178 79H179V78H178ZM180 79H181V77H180ZM182 79H183V77H182ZM182 79H181V80H182ZM186 79H187V77H186ZM195 79H196V78H195ZM199 79H200V78H199ZM199 79L197 78V79H196L197 81L195 80V82H198ZM201 79H202V78H201ZM205 79H206V78H205ZM215 79H216V78H215ZM219 79H218V80H219ZM257 79H258V78H257ZM13 80H14V79L9 80L10 84H11V83L13 84V82H12ZM15 80H16V79H15ZM65 80H66V79H65ZM79 80H80V79H79ZM96 80H97V79H96ZM121 80H122V78H121ZM159 80H160V79H159ZM183 80H184V79H183ZM210 80H211V79H210ZM213 80H212V81H213ZM222 80H223V79H222ZM1 81H2V80H1ZM47 81H48V78H46V81H45V82L47 83ZM51 81H52V80H51ZM67 81H68V79H67ZM72 81H73V80H72ZM72 81H70V82H72ZM92 81H94V80H92ZM105 81H106V80H105ZM114 81H115V79H114ZM116 81H117V80H116ZM116 81H115V82H116ZM124 81H125V80H124ZM128 81H129V79H128ZM151 81H152V80H151ZM151 81H150V82H151ZM168 81H169V80H168ZM177 81H178V80H177ZM186 81H187V80H186ZM188 81H189V80H188ZM191 81H192V80H191ZM229 81H230V80H229ZM235 81H236V80H235ZM249 81H250V80H249ZM255 81H256V79H255ZM6 82H8V81H6ZM26 82H27V81H26ZM45 82H44V83H45ZM77 82H78V81H77ZM88 82H89V81H88ZM98 82H99V80H98ZM110 82H111V81H110ZM115 82H114V83H115ZM125 82H127V81H125ZM178 82H179V81H178ZM181 82H183V81H181ZM192 82H193V83H191V85L194 84V80H193ZM199 82H200V81H199ZM216 82H218V81L216 80ZM220 82H221V80H220ZM220 82H219V83H220ZM223 82H224V80H223ZM223 82H222V84H223ZM0 83H2V82H0ZM3 83H4V82H3ZM14 83H15V82H14ZM16 83H17V82H16ZM50 83H51V82H50ZM50 83H48V85H46V86L49 87V84H50ZM53 83H54V84L56 83L55 80H54ZM65 83H66V82H65ZM68 83H69V82H68ZM75 83H76V82H75ZM90 83H91V82H90ZM93 83H94V82H93ZM106 83H107V82H106ZM108 83H109V82H108ZM111 83H112V82H111ZM111 83H110V84H111ZM148 83H149V81H148ZM148 83H147V84H148ZM170 83H171V81H170ZM172 83H173V82H172ZM174 83H175V81H174ZM188 83H189V82H187V86H190V85H188ZM203 83H204V82H203ZM212 83H215V82L213 81ZM228 83H229V82H228ZM234 83H235V82H234ZM7 84H8V83H7ZM12 84H11V86H12ZM20 84H21V83H20ZM54 84H53V85H54ZM61 84H62V83H61ZM66 84H67V83H66ZM83 84H84V83H83ZM94 84H95V83H94ZM110 84H109V85H110ZM118 84H119V83H118ZM126 84H127V83H126ZM158 84H159V82H158ZM163 84H164V83H163ZM167 84H168V83H167ZM182 84H184V83H181V85H182ZM185 84H186V83H185ZM198 84H199V83H198ZM235 84H236V83H235ZM246 84H247V83H246ZM250 84H251V83H250ZM8 85H9V84H8ZM35 85H36V84H35ZM38 85H39V83H38ZM43 85H44V84H43ZM58 85H59V83H58ZM64 85H65V84H64ZM76 85H77V84H76ZM119 85H120V84H119ZM131 85H132V84H131ZM175 85H176V83H175ZM196 85H197V84H196ZM220 85H221V84H219L218 87H219ZM225 85H226V84H225ZM2 86H4V85L2 84ZM5 86H6V84H5ZM5 86H4V87H5ZM11 86H10V87H11ZM27 86H29V85H27ZM30 86H31V85H30ZM30 86H29V87H30ZM32 86H33V85H32ZM40 86H41V85H40ZM40 86H39V87H40ZM55 86H56V85H55ZM110 86H111V85H110ZM147 86H148V85H147ZM194 86H195V85H194ZM194 86H193V87H194ZM198 86H199V85H198ZM238 86H240V84H239ZM247 86H248V85H247ZM8 87H9V86H8ZM10 87H9V88H10ZM18 87H19V86H18ZM20 87H21V86H20ZM22 87H23V86H22ZM37 87H38V86H37ZM37 87H36V88H37ZM56 87H57V86H56ZM69 87H70V86H69ZM74 87H75V86H74ZM77 87H78V86H77ZM79 87H80V86H79ZM84 87H85V86H84ZM84 87H83V88H84ZM87 87H88V86H87ZM94 87H95V86H94ZM94 87H92V88H93V91L95 92ZM144 87H146V86H144ZM193 87H192V88H193ZM228 87H229V86H228ZM243 87H244V86H243ZM5 88H6V87H5ZM5 88H4V89H5ZM9 88H8V89H9ZM12 88H13V87H12ZM33 88L36 89L35 87H33ZM49 88H53V87H49ZM49 88H46V89H49ZM54 88H55V87H54ZM54 88H53V89H50V90L53 92ZM62 88H63V87H62ZM96 88H99V87H96ZM96 88H95V89H96ZM129 88H131V87H129ZM132 88H133V87H132ZM180 88L183 89V92H182V93H186V95L188 94L187 92H190V93H191V91H192V90H191V91H190V90L187 91L188 88H183V86L180 87ZM189 88H190V87H189ZM192 88H191V89H192ZM195 88H196V86H195ZM252 88H253V87H252ZM0 89H1V88H0ZM21 89H22V88H21ZM29 89H32V88H28V90H29ZM39 89H40V88H39ZM65 89H66V88H65ZM80 89H81V88H80ZM101 89H102V87H101ZM122 89H123V88H122ZM125 89H126V88H125ZM133 89H134V88H133ZM137 89H138V88H137ZM137 89H136V90H137ZM142 89H143V88H142ZM146 89H147V88H146ZM196 89H197V88H196ZM215 89H216V88H215ZM247 89H248V88H247ZM260 89H261V88H260ZM262 89H263V88H262ZM6 90H7V89H6ZM10 90H11V89H10ZM15 90H16V88H15ZM15 90H14V91H15ZM28 90H27V93H28ZM42 90H43V89H42ZM59 90H60V89H58V92H57V93H59V92L62 91V90H61V91H59ZM77 90H78V89H77ZM83 90H84V89H83ZM85 90H86V89H85ZM97 90H98V89H97ZM99 90H100V88H99ZM127 90H128V89H127ZM170 90H171V89H170ZM179 90H180V89H179ZM179 90H178V91H179ZM257 90H258V89H257ZM2 91H3V90H2ZM4 91H5V90H4ZM16 91H17V90H16ZM23 91H24V90H23ZM33 91H35V90H33ZM40 91H41V89H40ZM47 91H48V90H47ZM47 91H46V92H47ZM56 91H57V90H56ZM79 91H81V90H79ZM88 91H89V90H88ZM91 91H92V89H91ZM102 91H103V90H102ZM125 91H126V90H124V92H125ZM131 91H132V90H131ZM168 91H169V90H168ZM193 91H194V88H193ZM193 91H192V94L194 93ZM225 91H226V90H225ZM237 91H238V90H237ZM240 91H241V90H240ZM240 91H239V92H240ZM242 91H244V90H242ZM242 91H241V92H242ZM245 91H246V90H245ZM262 91H264V89H263ZM0 92H1V90H0ZM24 92H25V91H24ZM29 92H30V91H29ZM37 92H39V91H37ZM46 92H45V93H46ZM48 92H50V91H48ZM48 92H47V94L49 95ZM54 92H55V91H54ZM85 92H86V91H85ZM119 92H120V91H119ZM127 92H128V91H127ZM129 92H130V91H129ZM142 92H143V94H144V91H142ZM174 92H175V91H174ZM196 92H197V91H196ZM253 92H254V91H253ZM255 92H256V91H255ZM13 93H14V92H13ZM21 93H22V92H21ZM25 93H26V92H25ZM27 93H26V94H27ZM30 93H32V92H30ZM34 93L36 94V91H35ZM34 93H33V95H34ZM43 93H44V90H43ZM43 93H41L42 96H43ZM50 93H51V92H50ZM57 93L55 92L54 94H57ZM72 93H73V92H72ZM96 93H98V92L96 91ZM99 93H100V91H99ZM133 93H134V92H133ZM145 93H146V92H145ZM155 93H156V92H155ZM159 93H160V92H159ZM159 93H158V94H159ZM162 93H163V91H162ZM182 93H181V95H182ZM230 93H231V92H230ZM3 94H4V93H3ZM3 94H2V95H3ZM17 94H18V93H17ZM19 94H20V93H19ZM78 94H79V93H78ZM83 94H84V93H83ZM83 94H82V96H83ZM85 94H86V93H85ZM179 94H180V93H179ZM195 94H196V93H195ZM195 94H194V95H195ZM235 94H236V92H235ZM244 94H245V93H244ZM263 94H264V93L260 94V96H262ZM4 95H5V94H4ZM12 95H13V94H12ZM45 95H46V94H45ZM52 95H53V93H52ZM58 95H61V94H58ZM93 95H94V94H93ZM97 95H98V94H97ZM99 95H100V94H99ZM101 95H102V94H101ZM117 95H118V94H117ZM122 95H123V94H122ZM147 95H148V94H147ZM152 95H153V93H152ZM159 95H160V94H159ZM163 95H164V94H163ZM183 95H184V94H183ZM186 95H185V96H186ZM188 95H189V94H188ZM188 95H187V96H188ZM194 95H193V96H194ZM210 95H211V93H210ZM237 95H238V94H237ZM239 95H243V94H239ZM245 95H246V94H245ZM250 95H251V94H250ZM9 96H10V95H9ZM38 96L40 97L39 94H38ZM38 96H37V97H38ZM46 96H47V95H46ZM53 96H54V95H53ZM53 96H52V97H53ZM61 96H62V95H61ZM71 96H72V95H71ZM80 96H81V95H80ZM89 96H90V95H89ZM130 96H131V95H130ZM136 96H137V98H139V94L136 95ZM174 96H175V95H174ZM187 96H186V97H187ZM215 96H217V95H215ZM14 97H15V96H14ZM35 97H36V96H35ZM35 97H34V98H35ZM37 97H36V99H37ZM39 97H38V98H39ZM50 97H51V96H50ZM52 97H51V98H52ZM54 97H55V96H54ZM69 97H70V96H69ZM69 97H68V98H69ZM86 97H87V96H86ZM93 97H94V96H93ZM96 97H98V96H95V98H96ZM110 97H111V96H110ZM124 97H125V96H124ZM131 97L133 98V97H134V94H133V96H131ZM142 97L144 98L145 95L142 96ZM146 97H147V96H146ZM153 97H155V96H153ZM166 97H167V96H166ZM171 97H172V101H175L174 98H173V95H171L169 98H171ZM175 97H176V96H175ZM177 97L180 98V96H179L178 94H177ZM182 97H183V96H182ZM209 97H210V96H209ZM221 97H222V96H221ZM237 97H238V96H237ZM245 97H246V96H245ZM248 97H249V96H248ZM248 97H247V98H248ZM255 97H256V95H255ZM3 98H4V97H3ZM6 98H7V97H6ZM21 98H22V97H21ZM34 98H33V99H34ZM40 98L43 99V97H40ZM40 98H39V99H40ZM45 98H47V97H45ZM56 98H57V97H56ZM58 98H59V97H58ZM99 98H101V97L99 96ZM128 98H130V97H128ZM135 98H136V97H135ZM188 98H189V96H188ZM193 98H194V97H193ZM241 98H242V96H241ZM249 98L251 99V97H249ZM249 98H248V99H249ZM253 98H254V97H253ZM10 99H11V98H10ZM14 99H15V98H14ZM23 99H24V98H23ZM27 99H28V98H27ZM48 99H49V98H48ZM52 99H53V98H52ZM52 99H51V100H52ZM73 99H74V98H73ZM90 99H91V98H90ZM96 99L99 100L98 98H96ZM96 99H95L94 101H93V99H92L93 102L91 101V104L88 103V104L90 105V108H92L91 105H93L92 103L96 102ZM120 99H121V98H120ZM144 99H145V98H144ZM144 99H143V100H144ZM165 99H166V98H165ZM176 99H178V98H176ZM183 99H184V98H183ZM185 99H186V98H185ZM237 99H238V98H237ZM248 99H246V100H248ZM254 99H255V98H254ZM261 99H262V98H261ZM37 100H38V99H37ZM49 100H50V99H49ZM49 100L46 99L45 101L48 103ZM59 100H60V99H59ZM122 100H123V99H122ZM132 100L134 101V99H132ZM135 100H136V99H135ZM145 100H147V98H146ZM149 100H150V99H149ZM166 100H167V99H166ZM178 100H179V99H178ZM186 100H187V99H186ZM228 100H229V99H228ZM228 100H227V101H228ZM242 100H244V99H242ZM246 100H245V101H246ZM256 100H258V99H256ZM0 101H1V100H0ZM27 101H28V100H27ZM32 101H33V100H32ZM40 101H41V100H40ZM55 101H56V100H55ZM55 101L53 100V103H54ZM136 101H137V100H136ZM172 101H171V102H172ZM179 101H180V100H179ZM188 101H189V100H188ZM227 101H226V103L229 104V102H227ZM261 101H262V100H261ZM11 102H12V101H11ZM36 102H37V101H36ZM41 102H43V100H42ZM41 102H40V104H41ZM66 102H67V101H66ZM76 102H77V101H76ZM78 102H79V100H78ZM83 102H84V101H83ZM87 102H88V101H87ZM97 102H98V101H97ZM97 102H96V103H97ZM138 102H139V101H138ZM138 102H137V103H138ZM151 102H152V101H151ZM168 102H170V101L168 100ZM176 102H177V101H175L174 103H176ZM230 102H231V101H230ZM234 102H237V101H234ZM252 102H253V101H252ZM258 102H259V101H258ZM263 102H264V101H263ZM32 103H33V102H32ZM37 103H38V102H37ZM47 103H46V104H47ZM53 103H52V104H53ZM55 103H56V102H55ZM80 103H81V102H80ZM105 103H106V102H105ZM124 103H125V102H124ZM130 103H131V102H130ZM142 103H147V102H144V101H143ZM153 103H154V102H153ZM172 103H173V102H172ZM181 103H182V102H181ZM181 103H180V105H182ZM184 103H185V102H184ZM187 103H188V102H187ZM187 103L184 104V105L186 106ZM224 103H225V102H224ZM237 103H238V102H237ZM250 103H251V102H250ZM33 104H34V103H33ZM40 104H39V105H40ZM44 104H45V102H44ZM67 104H68V103H67ZM77 104H79V103H77ZM81 104H82V103H81ZM84 104H85V103H84ZM88 104H87V105H88ZM98 104H99V102H98ZM98 104H97V105H98ZM115 104H116V103H115ZM128 104H129V103H128ZM147 104H148V103H147ZM150 104H151V103H150ZM167 104H168V103H167ZM170 104H171V103H170ZM178 104H179V102L177 103V106H178ZM205 104H206V103H205ZM205 104H204V105H205ZM243 104H244V103H243ZM12 105H13V104H12ZM25 105H26V104H25ZM37 105H38V104H37ZM42 105H43V104H42ZM48 105H49V103H48ZM74 105H75V104H74ZM74 105H73V106H74ZM85 105H86V104H85ZM89 105L86 106V107H85V106L83 107V105H82L83 108L80 106L81 108H79V109H83V110H84V108H85V109L88 108V110H90V109H89ZM97 105H96V106H97ZM107 105H108V104H107ZM140 105H142V104L140 103L139 106H140ZM152 105H153V104H152ZM180 105H179V106H180ZM204 105H203V106H204ZM206 105H207V104H206ZM209 105H210V104H209ZM237 105H238V104H237ZM237 105H235V106H237ZM244 105H245V104H244ZM246 105H247V104H246ZM261 105H262V104H261ZM20 106H21V105H20ZM22 106H23V104H22ZM40 106H41V105H40ZM65 106H66V105H65ZM93 106H94V110H95V105H93ZM112 106H113V105H112ZM207 106H208V105H207ZM226 106H227V105H226ZM241 106H242V105H241ZM255 106H256V105H255ZM257 106H258V104H257ZM17 107H18V106H17ZM26 107H28V106H26ZM36 107H37V106H36ZM52 107H53V106H52ZM52 107H51V108H52ZM74 107H75V106H74ZM78 107H79V106H78ZM97 107H98V106H97ZM169 107H170V106H169ZM233 107H234V106H233ZM252 107H253V106H252ZM252 107H251V108H252ZM260 107H261V106H260ZM260 107H258V108H260ZM6 108H7V107H6ZM42 108H43V106H42ZM57 108H58V107H57ZM108 108H109V107H108ZM127 108H128V107H127ZM144 108H145V107H144ZM146 108H147V107H146ZM149 108H151V107H149ZM175 108H176V107H175ZM213 108H214V107H213ZM220 108H221V107H220ZM224 108H225V104H224ZM238 108H240V107H238ZM241 108H242V107H241ZM247 108H248V107H247ZM261 108H262V107H261ZM3 109H4V108H3ZM24 109H25V108H24ZM26 109H27V108H26ZM31 109H32V108H31ZM38 109H39V106H38ZM43 109H44V108H43ZM130 109H131V108H130ZM141 109H142V108H141ZM167 109H168V107H167ZM180 109H181V107H180ZM184 109H185V108H184ZM192 109H193V108H192ZM202 109H203V108H202ZM204 109H205V107H204ZM206 109H207V108H206ZM232 109H233V108H231V110H232ZM242 109H246V108L244 107V108H242ZM242 109H241V110H242ZM252 109H254V108H252ZM256 109H257V108H256ZM262 109H263V108H262ZM9 110H10V109H9ZM48 110H49V109H48ZM50 110H51V109H50ZM50 110H49V112H50ZM52 110H53V109H52ZM77 110H78V108H77ZM77 110H76V111H77ZM86 110H87V109H86ZM97 110H98V109H97ZM97 110H96V111H97ZM99 110H100V109H99ZM105 110H106V109H105ZM186 110H188V109H186ZM186 110H185V111H186ZM197 110H198V108H197ZM229 110H230V108H229ZM229 110H228V111H229ZM239 110H240V109H239ZM41 111L43 112L42 109H41ZM53 111H54V110H53ZM56 111H57V110H56ZM70 111H71V110H70ZM78 111H79V110H78ZM80 111H82V110H80ZM96 111H95V112H96ZM131 111H132V110H131ZM133 111H134V110H133ZM136 111H137V110H136ZM140 111H141V115L139 114V115H138V118L141 117V116L143 115V114H142V110H140ZM169 111H170V110H169ZM182 111H183V110H182ZM191 111H192V110H191ZM194 111H195V110H194ZM243 111H244V110H243ZM243 111H242V112H243ZM260 111H261V110H260ZM260 111H259V113H260ZM2 112H3V111H1V113H2ZM49 112H48V113H49ZM87 112H88V111H87ZM145 112H147V111L145 110ZM148 112H149V111H148ZM178 112H179V111H178ZM187 112H188V111H187ZM201 112H202V111H201ZM204 112L206 113V111H204ZM236 112H237V111H236ZM236 112H235V113H236ZM239 112H240V111H239ZM239 112H238V113H239ZM245 112H246V111H245ZM249 112H251V111H249ZM257 112H258V111H257ZM34 113H35V112H34ZM36 113H37V112H36ZM68 113H69V112H68ZM77 113H78V112H77ZM90 113H91V115L94 114V113H93V108H92V112L89 111V115H90ZM97 113H99V112H97ZM97 113L94 114V115H97ZM127 113H128V112H127ZM182 113H183V112H182ZM182 113H181V114H182ZM218 113H219V112H218ZM225 113H226V112H225ZM254 113H256V112H254ZM20 114H21V113H20ZM26 114H27V113H26ZM26 114H24V116H25ZM38 114H39V113H38ZM74 114H75V113H74ZM86 114H87V113H86ZM100 114H101V113H100ZM115 114H116V113H115ZM129 114H130V112H129ZM132 114H133V112H132ZM151 114H152V113H151ZM153 114H154V113H153ZM176 114H177V113H176ZM206 114H207V113H206ZM227 114H229V113H227ZM230 114L232 115V114H234V113H230ZM247 114H249V113H247ZM262 114H263V113H262ZM2 115H3V114H2ZM22 115H23V114H22ZM40 115H41V114H40ZM40 115H39V117H38L39 119H40V117H41ZM42 115H43V114H42ZM89 115H88V116H89ZM101 115H102V114H101ZM101 115H99V116H101ZM130 115H131V114H130ZM145 115H146V113H145ZM145 115H144V117H145ZM149 115H150V114H149ZM149 115H148V116H149ZM155 115H156V114H155ZM186 115H187V114H186ZM194 115H195V112H194ZM201 115H202V114H201ZM235 115H236V114H235ZM237 115H238V114H237ZM253 115H255V114H253ZM253 115H252V116H253ZM258 115H259V114H258ZM3 116H4V115H3ZM31 116H32V115H31ZM48 116H49V115H48ZM48 116L45 115V116H43V117H46V118H47ZM85 116H86V115H85ZM85 116H83V119H85V118H84ZM88 116L86 117V120H88V119H87ZM97 116H98V115H97ZM106 116H107V115H106ZM148 116H147V117H148ZM153 116H154V115H153ZM172 116H173V114H172ZM195 116H196V115H195ZM219 116H220V115H219ZM226 116H227V115H226ZM228 116H229V115H228ZM20 117H21V116H20ZM43 117H42V118H43ZM92 117H94V116L92 115V116H90L89 118L91 119ZM95 117H96V116H95ZM102 117H103V116H102ZM110 117H111V116H110ZM122 117H123V116H122ZM133 117H134V116H133ZM147 117H146V118H147ZM149 117H150V116H149ZM168 117H169V116H168ZM199 117H200V116H199ZM201 117H202V116H201ZM229 117H230V116H229ZM249 117H251V116H249ZM261 117H263V116H261ZM1 118H3V117H1ZM24 118H25V117H24ZM36 118H37V117H36ZM81 118H82V117H81ZM112 118H113V117H112ZM117 118H118V117H117ZM141 118H142V117H141ZM216 118H217V117H216ZM227 118H228V117H227ZM231 118H232V117H231ZM251 118H252V117H251ZM256 118H257V116H256ZM259 118H260V116H259ZM19 119H20V118H19ZM63 119H64V118H63ZM92 119H93V118H92ZM95 119H96V118H95ZM135 119H136V118H135ZM168 119H169V118H168ZM212 119H213V118H212ZM212 119H211V120H212ZM248 119H249V118H248ZM263 119H264V117H263ZM20 120H21V119H20ZM40 120H41V119H40ZM42 120L44 121V119H42ZM42 120H41V121H42ZM52 120H53V119H52ZM57 120H58V119H57ZM74 120H75V119H74ZM76 120H77V119H76ZM86 120H83V121H86ZM93 120H94V119H93ZM96 120H97V119H96ZM98 120H99V119H98ZM101 120H102V119H101ZM120 120H121V119H120ZM148 120L150 121V120H151V117H150V119L148 118ZM194 120H195V119H194ZM230 120H231V119H230ZM245 120H246V119H245ZM254 120H255V119H254ZM16 121H17V120H16ZM26 121H27V120H26ZM36 121H37V120H36ZM43 121H42V123H43ZM47 121H48V120H47ZM47 121H45V122H47ZM91 121H92V120H91ZM91 121L89 120V121H86V122H87V124H88V122H91ZM137 121H138V120H137ZM145 121H146V119H145ZM166 121H167V120H166ZM251 121H252V120H251ZM259 121H262V120H259ZM21 122H23V121H21ZM34 122H35V121H34ZM38 122L41 123L40 121H38ZM50 122H51V121H50ZM59 122H60V121H59ZM62 122H63V121H62ZM73 122H74V121H73ZM73 122H72V123H73ZM80 122H81V121H80ZM93 122H94V121H93ZM133 122H134V121H133ZM184 122H185V121H184ZM196 122H197V121H196ZM244 122H245V121H244ZM253 122H254V121H252V123H253ZM47 123H48V122H47ZM47 123H46V124H47ZM82 123H83V122H82ZM84 123H85V122H84ZM98 123H100V122H98ZM103 123H104V122H103ZM115 123H116V122H115ZM167 123H169V121H168ZM171 123H172V121H171ZM215 123H216V121H215ZM223 123H224V122H223ZM234 123H235V122H234ZM247 123H248V121H247ZM1 124H2V123H1ZM21 124H22V123H21ZM23 124H25V123L23 122ZM37 124H38V123H37ZM37 124H36V125H37ZM74 124H75V123H74ZM93 124H94V123H93ZM127 124H128V123H127ZM129 124H130V123H129ZM143 124H144V123H143ZM160 124H161V123H160ZM210 124H211V122H210ZM229 124H230V123H229ZM17 125H18V124H17ZM42 125H43V124H42ZM49 125H50V124H49ZM55 125H56V124H55ZM62 125H63V124H62ZM110 125H111V124H110ZM110 125H109V126H110ZM124 125H126V124H124ZM146 125H147V124H146ZM158 125H159V123H158ZM167 125H168V124H167ZM170 125H171V124H170ZM190 125H191V124H190ZM249 125H251V124H249ZM6 126H7V125H6ZM22 126H23V125H22ZM45 126H46V125H45ZM47 126H48V125H47ZM50 126H51V125H50ZM82 126H86V124H85V125L82 124ZM88 126H90V125H87V126H86V128H85L86 130H87ZM102 126H104V125H102ZM102 126H101V127H102ZM112 126H113V125H112ZM116 126H117V125H116ZM138 126H139V125H138ZM141 126H142V125H141ZM231 126H232V125H231ZM256 126H257V125H256ZM1 127H2V126H1ZM3 127H4V126H3ZM9 127H10V126H9ZM42 127H43V126H42ZM73 127H74V126H73ZM96 127H97V126H96ZM107 127H108V126H107ZM107 127H106V128H107ZM110 127H111V126H110ZM118 127H119V126H118ZM123 127H124V126H123ZM129 127H130V126H129ZM144 127H145V126H144ZM159 127H161V126H159ZM165 127H166V126H165ZM165 127H164V128H161V131H162V129H163L164 135H165V130H164ZM167 127H168V126H167ZM174 127H175V126H174ZM182 127H183V126H182ZM197 127H198V126H197ZM15 128H17V127H15ZM31 128H32V127H31ZM39 128H40V127H39ZM81 128H82V127H81ZM91 128H92V127H91ZM127 128H128V127H127ZM131 128H132V127H131ZM137 128H138V127H137ZM168 128H169L170 130H169ZM168 128H166V129H168L169 131H171V128H170V127H168ZM178 128H179V127H178ZM200 128H201V127H200ZM204 128H205V127H204ZM204 128H203V129H204ZM211 128H212V127H211ZM4 129H5V128H4ZM29 129H30V128H29ZM55 129H56V128H55ZM67 129H68V128H67ZM88 129H90V127H89ZM93 129H94V128H93ZM93 129H91V130H93ZM102 129H103V128H102ZM111 129H112V128H111ZM125 129H126V128H125ZM153 129H154V128H153ZM155 129H156V128H155ZM158 129H160V128H158ZM172 129H173V128H172ZM246 129H247V128H246ZM254 129H255V128H254ZM0 130H1V129H0ZM20 130H21V129H20ZM32 130H33V129H32ZM51 130H53V129H51ZM79 130H80V129H79ZM79 130H78V131H79ZM81 130H82V134H83V128H82ZM86 130H85V131H86ZM113 130H114V129H113ZM118 130H120V129H118ZM147 130H148V129H147ZM168 130H166V134H167V131H168ZM190 130H191V129H190ZM230 130H231V129H230ZM235 130H236V129H234V131H235ZM18 131H19V130H18ZM94 131H95V130H94ZM121 131H122V130H121ZM151 131H152V130H151ZM155 131H156V130H155ZM158 131H159V130H158ZM158 131H157L156 133H158ZM161 131H159V133H160ZM174 131H175V130H174ZM202 131H203V130H202ZM225 131H226V130H225ZM237 131H238V129H237ZM261 131H262V130H261ZM48 132H49V131H48ZM88 132H89V131H88ZM90 132H92V131H90ZM142 132H143V131H142ZM178 132H179V131H178ZM190 132H191V131H190ZM217 132H218V131H217ZM221 132H222V131H221ZM114 133H115V132H114ZM145 133H146V132H145ZM147 133H148V132H147ZM150 133H151V132H150ZM172 133H173V132H172ZM179 133H180V132H179ZM185 133H186V131H185ZM207 133H208V132H207ZM256 133H257V132H256ZM8 134H9V133H8ZM14 134H15V133H14ZM24 134H25V133H24ZM69 134H70V133H69ZM78 134H81V133L78 132ZM107 134H108V133H107ZM139 134H140V133H139ZM152 134H153V132H152ZM152 134H151V135H152ZM162 134H163V133H162ZM231 134H232V133H231ZM11 135H12V134H11ZM21 135H22V134H21ZM84 135H85V134H84ZM127 135H128V134H127ZM143 135H144V134H143ZM145 135H146V134H145ZM153 135H154V134H153ZM155 135H157V134H155ZM164 135H163V136H164ZM191 135H192V134H191ZM213 135H214V134H213ZM215 135H216V134H215ZM255 135H256V134H255ZM4 136H5V135H4ZM23 136H24V135H23ZM41 136H42V135H41ZM79 136H80V135H79ZM79 136H78V137H79ZM183 136L186 137V135H183ZM189 136H190V135H189ZM204 136H205V135H204ZM218 136H219V135H218ZM222 136H223V135H222ZM225 136H226V135H225ZM230 136H231V135H230ZM7 137H8V136H7ZM29 137H30V136H29ZM76 137H77V136H76ZM145 137H146V136H145ZM148 137H152V136L149 135ZM148 137H147V138H148ZM154 137H156V136H154ZM157 137H158V140L161 138V136H160V138H159V136H157ZM165 137H166V135H165ZM168 137H169V136H168ZM193 137H194V135H193ZM238 137H239V136H238ZM24 138H25V137H24ZM32 138H33V137L31 136L30 139H32ZM48 138H49V137H48ZM80 138H81V137H80ZM141 138H142V137H141ZM188 138H189V137H188ZM191 138H192V137H191ZM197 138H198V137H197ZM206 138H207V137H206ZM37 139H38V138H37ZM76 139H77V138H76ZM81 139H82V138H81ZM137 139H138V138H137ZM137 139H136V140H137ZM143 139H144V137H143ZM145 139H146V138H145ZM151 139H152V138H151ZM151 139H150V140H151ZM156 139H157V138H156ZM156 139H155V141H156ZM167 139H168V138H167ZM216 139H217V138H216ZM237 139H238V138H237ZM88 140H89V139H88ZM140 140H141V139H140ZM150 140H149V142H150ZM152 140H153V139H152ZM152 140H151V141H152ZM158 140H157V141H158ZM162 140H163V139H162ZM186 140H187V139H186ZM199 140H200V139H199ZM217 140H218V139H217ZM228 140H229V139H228ZM240 140H241V139H240ZM134 141H135V140H134ZM147 141H148V140H146V142H147ZM155 141H154V142H155ZM166 141H167V140H166ZM234 141H235V140H234ZM13 142H14V141H13ZM22 142H23V141H22ZM24 142H25V141H24ZM82 142H83V141H82ZM103 142H104V141H103ZM137 142H139V141H137ZM144 142H145V141H144ZM154 142H150V143L148 144V145H150V148H152L151 146H153L151 143H154ZM158 142H159V141H158ZM169 142H171V141H169ZM191 142H192V141H191ZM193 142H196V141H193ZM213 142H214V141H213ZM240 142H242V141H240ZM263 142H264V141H263ZM132 143H133V141H132ZM184 143H185V142H184ZM218 143H219V142H218ZM232 143H233V142H232ZM238 143H239V142H238ZM35 144H36V143H35ZM126 144H127V143H126ZM139 144H141V142H139ZM164 144H165V143H164ZM169 144H170V143H169ZM192 144H193V143H192ZM194 144H195V143H194ZM212 144H213V143H212ZM212 144H211V145H212ZM214 144H215V142H214ZM222 144H223V143H222ZM239 144H240V143H239ZM247 144H248V143H247ZM15 145H16V143H15ZM141 145H144L143 142H142ZM148 145H147V146H148ZM154 145H156V144H154ZM180 145H182V144H180ZM216 145H218V144H216ZM220 145H221V144H220ZM242 145H243V144H242ZM18 146H19V145H18ZM144 146H146V145H144ZM147 146H146V147H147ZM156 146H157V145H156ZM159 146H160V145H159ZM185 146H186V145H185ZM221 146H222V145H221ZM225 146H226V145H225ZM233 146H234V144H233ZM247 146H248V145H247ZM4 147H5V146H4ZM6 147H7V146H6ZM10 147H12V146H10ZM139 147H141V146L139 145ZM139 147H138V148H139ZM142 147H143V146H142ZM142 147H141V148H142ZM148 147H149V146H148ZM160 147H162V146H160ZM186 147H187V146H186ZM198 147H199V146H198ZM209 147H210V146H209ZM217 147H218V146H217ZM239 147H240V149H241V146H239ZM242 147H243V146H242ZM244 147H245V146H244ZM115 148H116V147H115ZM130 148H131V147H130ZM143 148H145V147H143ZM150 148H148V149H150ZM155 148H156V147H154V149H155ZM167 148L169 149L168 146H167ZM196 148H197V147H196ZM212 148H213V146H212ZM212 148H210V149H212ZM218 148H219V147H218ZM218 148H217V149H218ZM223 148H224V146H223ZM13 149H14V148H13ZM124 149H125V148H124ZM126 149H127V148H126ZM145 149H147V148H145ZM158 149H159V151H158L157 153L160 154V148H158ZM158 149H157V150H158ZM162 149H163V148H162ZM174 149H175V148H174ZM176 149H177V148H176ZM176 149H175V150H176ZM189 149H190V147H189ZM214 149H215V148H214ZM214 149H213V150H214ZM236 149H237V148H236ZM243 149H244V148H243ZM243 149H242V150H243ZM255 149H256V148H255ZM103 150H104V149H103ZM103 150H102V151H103ZM139 150L141 151V149H139ZM155 150H156V149H155ZM157 150H156V151H157ZM164 150H166V146L164 147L163 151H164ZM192 150H193V149H192ZM222 150H223V149H222ZM246 150H247V149H246ZM248 150H249V149H248ZM2 151H3V150H2ZM4 151H5V150H4ZM7 151H10V150L7 149ZM13 151H14V150H13ZM88 151H89V150H88ZM106 151H107V150H106ZM126 151H127V150H126ZM136 151H137V150H136ZM186 151H187V150H186ZM186 151H184V152H186ZM193 151H194V150H193ZM197 151H198V150H197ZM204 151H205V150H204ZM211 151H212V150H211ZM220 151H221V150H220ZM23 152H24V151H23ZM137 152H139V151H137ZM146 152H147V151H146ZM149 152L151 153V150H150ZM161 152H162V150H161ZM167 152H168V151H167ZM167 152H164L163 154L165 155V153H167ZM169 152H170V151H169ZM175 152H176V151H175ZM215 152H216V151H215ZM232 152H233V151H232ZM21 153H22V152H21ZM125 153H126V152H125ZM143 153H144V152H143ZM143 153H142V154H143ZM153 153H156V152H154V150H153ZM157 153H156V154H157ZM202 153H203V152H202ZM208 153H210L209 150H208ZM217 153H218V152H217ZM225 153H226V152H225ZM236 153H237V152H236ZM3 154H4V153H3ZM72 154H73V153H72ZM126 154H127V153H126ZM130 154H132V152H131ZM146 154H148V153H146ZM146 154H145V155H146ZM174 154H175V153H174ZM186 154H187V153H186ZM214 154H215V153H214ZM219 154H220V153H219ZM223 154H224V153H223ZM227 154H229V153H227ZM233 154H234V153H233ZM243 154H244V153H243ZM243 154H240V155H243ZM7 155H8V154H7ZM60 155H61V154H60ZM92 155H93V154H92ZM124 155H125V154H124ZM124 155H123V156H124ZM138 155H139V154H138ZM150 155H152V153H151ZM150 155H149V156H150ZM153 155H154V154H153ZM153 155L151 156L152 159H154V157H155V156L153 157ZM177 155H178V154H177ZM189 155H190V154H189ZM217 155H218V154H217ZM225 155H226V154H225ZM2 156H3V155H2ZM5 156H6V155H5ZM89 156H90V155H89ZM118 156H119V155H118ZM130 156H131V155H130ZM156 156H158V155H156ZM159 156H160V155H159ZM161 156L163 157V155H161ZM167 156H168V154H167ZM167 156H166V159H165L166 162L162 161V162H164L165 164H166V163H169V162H167L168 159H170V161H172L171 158H169V157H167ZM170 156H172V155H170ZM186 156H187V155H186ZM191 156H192V155H191ZM206 156H207V154H206ZM221 156H222V155H221ZM228 156H229V155H228ZM238 156H239V155H238ZM238 156H237V157H238ZM260 156H261V155H260ZM92 157H93V156H92ZM101 157H102V156H101ZM127 157H128V156H127ZM136 157H137V156H136ZM136 157H134V158H136ZM146 157H148V156L146 155ZM162 157H161V158H162ZM181 157H182V156H181ZM199 157H200V156H199ZM214 157H215V156H213V159H214ZM234 157H235V156H234ZM1 158H2V157H1ZM5 158H6V157H5ZM8 158H9V157H8ZM10 158H11V157H10ZM14 158H15V157H14ZM56 158H57V157H56ZM67 158H68V157H67ZM105 158H106V157H105ZM129 158H130V157H129ZM134 158H133V159H134ZM156 158H157V157H156ZM158 158H159V157H158ZM172 158H173V157H172ZM189 158H190V157H189ZM205 158H206V157H205ZM207 158H208V156H207ZM221 158H222V157H221ZM226 158H227V157H226ZM232 158H233V157H232ZM20 159H21V158H20ZM91 159H92V158H91ZM102 159H103V158H102ZM137 159H138V158H137ZM140 159H141V157H140ZM140 159H139V160H140ZM145 159H146V158H144V160H145ZM152 159H150V160H152ZM208 159H209V158H208ZM213 159H212V160H213ZM217 159H218V158H217ZM222 159H223V158H222ZM228 159H229V158H228ZM240 159H242V158H240ZM258 159H259V158H258ZM2 160H3V159H2ZM15 160H16V159H15ZM73 160H74V159H73ZM81 160H82V159H81ZM126 160H127V159H126ZM144 160H143V161H144ZM147 160H148V158H147ZM158 160H159V159H158ZM179 160H180V159H179ZM201 160H203V159H201ZM233 160H234V159H233ZM0 161H1V160H0ZM3 161H4V160H3ZM74 161H75V160H74ZM132 161H133V160H132ZM168 161H169V160H168ZM196 161H197V160H196ZM216 161H218V160H216ZM221 161H222V160H221ZM75 162H76V161H75ZM122 162H123V161H122ZM144 162H146V161H144ZM214 162H215V161H214ZM214 162H213V163H214ZM246 162H247V161H246ZM260 162H261V161H260ZM262 162H263V161H262ZM103 163H104V162H103ZM129 163H131L130 160H129ZM137 163H138V162H137ZM140 163H143V162L141 161ZM147 163H149V162L147 161ZM151 163H152V161H151ZM155 163H156V162H155ZM159 163L161 164V161H160ZM178 163H179V162H178ZM181 163H182V162H181ZM188 163H190V162H188ZM191 163H192V162H191ZM210 163H212V162H210ZM210 163H209V164H210ZM215 163H216V162H215ZM217 163H218V162H217ZM219 163H221V162H219ZM237 163H238V162H237ZM2 164H3V162H2ZM132 164H133V163H132ZM144 164H145V163H143V165H144ZM174 164H175V163H174ZM185 164H186V163H185ZM233 164H234V163H233ZM254 164H255V163H254ZM259 164H260V163H259ZM8 165H9V164H8ZM112 165H113V164H112ZM133 165H134V164H133ZM141 165H142V164H141ZM156 165H157V164H156ZM162 165H164V164H162ZM162 165H161V167H162ZM168 165H169V164H167V166H168ZM183 165H184V164H183ZM213 165H214V164H213ZM230 165H231V164H230ZM235 165H236V164H235ZM137 166H138V165H137ZM145 166H146V165H145ZM147 166H148V165H147ZM151 166H152V164H151ZM158 166H159V165H158ZM167 166H165V167H167ZM173 166H174V165H173ZM176 166H177V165H176ZM188 166H190V165H188ZM211 166H212V165H211ZM215 166H216V165H215ZM250 166H251V165H250ZM257 166H259V165H257ZM262 166H263V165H262ZM91 167H92V166H91ZM165 167L163 166V168H160V169L163 170ZM169 167H170V166H169ZM204 167H205V166H204ZM216 167L218 168V165H217ZM221 167H222V166H221ZM230 167H231V166H230ZM237 167H238V166H237ZM36 168H37V167H36ZM93 168H94V167H93ZM146 168H147V167H146ZM178 168H179V167H178ZM238 168H239V167H238ZM0 169H2V168H0ZM56 169H57V168H56ZM175 169H176V168H175ZM185 169H186V168H184L183 170H185ZM214 169H216V168H214ZM224 169H225V168H224ZM242 169H243V168H242ZM258 169H259V168H258ZM260 169H262V168H260ZM153 170H154V168H153ZM164 170H166V169H164ZM177 170H178V169H177ZM206 170H207V168H206ZM229 170H230V169H229ZM248 170H249V169H248ZM5 171H6V170H5ZM132 171H133V170H132ZM140 171H141V170H140ZM154 171H155V170H154ZM167 171H168V169L166 170V172H165V171H164V172H165L166 174H168L170 171H168V173H167ZM173 171H176V170H173ZM185 171H186V170H185ZM213 171H215V170H213ZM18 172H19V171H18ZM148 172H149V171H148ZM152 172H153V171H152ZM156 172H157V171H156ZM161 172H162V171H161ZM161 172H160V173H161ZM179 172H180V171H179ZM187 172H188V170H187ZM203 172H204V170H203ZM206 172H208V171H206ZM206 172H205V173H206ZM216 172H217V171H216ZM242 172H243V171H242ZM245 172H247V171H245ZM8 173H9V172H8ZM101 173H102V172H101ZM145 173H147V172H145ZM170 173H171V172H170ZM184 173H185V172H184ZM200 173H201V171H200ZM205 173H204V174H205ZM208 173H209V172H208ZM210 173H211V172H210ZM213 173H214V172H212L211 174H213ZM247 173H248V172H247ZM249 173H250V172H249ZM249 173H248V174H249ZM262 173H263V172H262ZM156 174H157V173H156ZM175 174H176V172H175ZM196 174H198V173H196ZM237 174H238V173H237ZM237 174H236V175H237ZM245 174H246V173H245ZM65 175H66V174H65ZM147 175H148V174H147ZM171 175H172V174H171ZM180 175H181V173H180ZM183 175H185V174H183ZM194 175H195V174H194ZM199 175H201V174H199ZM216 175H217V174H216ZM222 175H223V174H222ZM224 175H225V174H224ZM226 175H227V174H226ZM249 175H250V174H249ZM173 176H175V175H173ZM173 176H171V177H173ZM178 176H179V175H178ZM181 176H182V175H181ZM189 176H190V175H189ZM204 176H205V175H204ZM207 176H208V174H207ZM207 176H206V177H207ZM218 176H219V175H218ZM255 176H256V175H255ZM255 176H253V177H255ZM5 177H6V175H5ZM161 177H162V176H161ZM208 177H209V176H208ZM221 177H222V176H221ZM243 177H244V176H243ZM243 177H242V178H243ZM142 178H143V177H142ZM163 178H164V177H163ZM177 178H178V177H177ZM183 178H184V177H183ZM203 178H204V177H203ZM226 178H227V177H226ZM239 178H241V177H239ZM245 178H246V176H245ZM245 178L243 179V181L245 180ZM257 178H259V177H257ZM39 179H40V178H39ZM184 179H185V178H184ZM199 179H200V178H199ZM199 179H198V180H199ZM205 179L207 180V178H205ZM213 179H214V178H213ZM121 180H122V179H121ZM158 180H159V179H158ZM187 180H188V177H187ZM192 180H193V179H192ZM194 180H195V179H194ZM196 180H197V179H196ZM206 180H203V181L206 182ZM221 180H222V179H221ZM249 180H250V179H249ZM32 181H33V180H32ZM168 181H169V180H168ZM182 181H183V180H182ZM184 181H185V180H184ZM184 181H183V182H184ZM211 181H212V180H211ZM211 181L209 180V184H210ZM225 181H226V180H225ZM235 181H236V180H235ZM237 181H238V180H237ZM239 181H240V180H239ZM250 181H251V180H250ZM257 181H258V180H257ZM7 182H8V181H7ZM37 182H38V181H37ZM40 182H41V181H40ZM162 182H163V181H162ZM196 182H198V181H196ZM199 182H200V181H199ZM205 182H204V183H205ZM38 183H39V182H38ZM55 183H56V182H55ZM107 183H108V182H107ZM174 183H175V182H174ZM187 183H188V182H187ZM193 183H195V182H193ZM200 183H202V182H200ZM206 183H207V185H209V184H208V181H207ZM245 183H246V182H245ZM113 184H115V183H113ZM198 184H199V183H198ZM213 184H214V183H213ZM240 184H241V183H240ZM249 184H250V183H249ZM253 184H254V183H253ZM24 185H25V184H24ZM47 185H48V184H47ZM165 185H166V184H165ZM169 185H170V184H169ZM175 185H176V184H175ZM192 185H193V184H192ZM215 185H216V184H215ZM220 185H221V184H220ZM243 185H244V184H243ZM245 185H246V184H245ZM37 186H38V185H37ZM37 186H36V187H37ZM171 186H173V185H171ZM183 186H184V185H183ZM190 186H191V184H190ZM190 186H189V187H190ZM203 186H204V185H203ZM203 186H202V188H203ZM231 186H232V184H231ZM233 186H234V184H233ZM241 186H242V185H241ZM41 187H42V186H41ZM115 187H116V186H115ZM158 187H159V186H158ZM164 187H165V186H164ZM199 187H200V186H199ZM210 187H211V186H210ZM238 187H240V186H238ZM238 187H236V188H238ZM242 187H243V186H242ZM184 188H185V187H184ZM186 188H187V187H186ZM165 189H166V188H165ZM167 189H168V188H167ZM190 189H191V188H190ZM196 189H197V188H196ZM196 189H195V190H196ZM212 189H213V188H212ZM231 189H232V188H231ZM240 189H241V188H240ZM243 189H244V188H243ZM37 190H38V189H37ZM41 190H42V189H41ZM43 190H45V189H43ZM57 190H58V189H57ZM102 190H103V189H102ZM124 190H125V189H124ZM187 190H188V189H187ZM197 190H198V189H197ZM229 190H230V189H229ZM241 190H242V189H241ZM250 190H251V189H250ZM96 191H97V190H96ZM161 191H162V190H161ZM165 191H166V190H165ZM199 191H200V189H199ZM214 191H215V190H214ZM226 191H227V190H226ZM122 192H123V191H122ZM186 192H187V191H186ZM235 192H237V191H235ZM27 193H28V192H27ZM52 193H53V192H52ZM57 193H58V192H57ZM62 193H63V192H62ZM163 193H164V192H162V194H163ZM165 193H166V192H165ZM175 193H176V192H175ZM179 193H180V192H179ZM187 193H188V192H187ZM187 193H185V194H187ZM193 193H194V192H193ZM212 193H213V192H212ZM243 193H244V192H243ZM40 194H41V191H40L39 195H40ZM80 194H81V193H80ZM121 194H122V193H121ZM176 194H177V193H176ZM182 194H183V193H182ZM188 194H189V193H188ZM215 194H216V193H215ZM222 194H223V193H222ZM236 194H237V193H236ZM241 194H242V192H241ZM55 195H56V194H55ZM81 195H83V194H81ZM86 195H87V194H86ZM166 195H167V194H166ZM170 195H171V194H170ZM227 195H228V194H227ZM230 195H231V194H230ZM41 196H42V197H45L46 194H43V193H42ZM83 196H84V195H83ZM185 196H186V195H185ZM185 196H184V197H185ZM194 196H195V195H194ZM219 196H220V195H219ZM233 196H234V195H233ZM49 197H50V196H49ZM95 197H96V196H95ZM123 197H124V196H123ZM181 197H182V196H181ZM186 197H187V196H186ZM189 197H190V196H189ZM238 197H239V196H238ZM35 198H36V196H35ZM40 198H41V197H40ZM106 198H107V197H106ZM124 198H125V197H124ZM162 198H163V197H162ZM164 198H165V197H164ZM169 198H170V197H169ZM190 198H193V197H190ZM29 199H30V198H29ZM43 199H44V198H43ZM142 199H143V198H142ZM219 199H220V198H219ZM44 200H45V199H44ZM92 200H93V199H92ZM95 200H96V199H95ZM160 200H161V199H160ZM193 200H194V199H193ZM223 200H224V199H223ZM237 200H238V199H237ZM41 201H42V200H41ZM52 201H53V200H52ZM163 201H164V200H163ZM200 201H201V200H200ZM207 201H208V200H207ZM186 202H187V201H186ZM209 202H210V201H209ZM235 202H236V201H235ZM195 203H196V202H195ZM201 203H202V202H201ZM31 204H32V203H31ZM40 204H41V203H40ZM45 204H46V203H45ZM100 204H101V203H100ZM187 204H188V203H187ZM190 204H191V203H190ZM198 204H199V203H198ZM220 204H221V203H220ZM59 205H60V204H59ZM86 205H87V204H86ZM199 205H200V204H199ZM214 205H215V203H214ZM48 206H49V205H48ZM95 206H97V205H95ZM141 206H142V205H141ZM143 206H144V205H143ZM247 206H248V204H247ZM5 207H6V206H5ZM118 207H119V206H118ZM168 207H170V206H168ZM191 207H192V206H191ZM200 207H201V206H200ZM263 207H264V206H263ZM58 208H59V207H58ZM133 208H134V207H133ZM206 208H207V207H206ZM69 209H70V208H69ZM71 209H72V208H71ZM81 209H82V208H81ZM84 209H85V208H84ZM96 209H97V207H96ZM135 209H136V208H135ZM140 209H141V208H140ZM195 209H197V208H195ZM23 210H24V209H23ZM40 210H41V209H40ZM109 210H110V209H109ZM131 210H132V208H131ZM131 210H130V211H131ZM143 210H144V209H143ZM171 210H172V209H171ZM186 210H187V209H186ZM204 210H205V209H204ZM212 210H213V209H212ZM212 210H211V211H212ZM26 211H27V210H26ZM134 211H135V210H134ZM163 211H164V210H163ZM191 211H192V210H191ZM197 211H198V210H197ZM208 211H209V210H208ZM60 212H61V211H60ZM67 212H68V211H67ZM86 212H87V211H86ZM113 212H114V211H113ZM127 212H128V211H127ZM172 212H174V211H172ZM202 212H203V211H202ZM217 212H218V211H217ZM195 213H196V211H195ZM203 213H204V212H203ZM209 213H211V212H209ZM213 213H214V212H213ZM49 214H50V213H49ZM94 214H95V213H94ZM142 214H143V213H142ZM146 214H147V213H146ZM169 214H170V213H169ZM196 214H197V213H196ZM239 214H240V213H239ZM42 215H43V214H42ZM71 215H72V213H71ZM151 215H152V214H151ZM166 215H167V214H166ZM177 215H178V214H177ZM177 215H176V216H177ZM186 215H187V214H186ZM186 215H185V216H186ZM191 215H192V214H191ZM214 215H215V214H214ZM226 215H227V214H226ZM84 216H85V215H84ZM132 216H133V215H132ZM140 216H141V214H140ZM156 216H157V215H156ZM43 217H44V215H43ZM48 217H49V216H48ZM82 217H83V216H82ZM127 217H128V216H127ZM192 217H193V216H192ZM206 217L208 218V215H207ZM247 217H248V216H247ZM94 218H95V217H94ZM111 218H112V217H111ZM123 218H124V217H123ZM131 218H132V217H131ZM196 218H197V217H196ZM199 218H200V217H199ZM45 219H46V218H45ZM164 219H165V218H164ZM168 219H169V218H168ZM197 219H198V218H197ZM200 219H201V218H200ZM237 219H238V218H237ZM59 220H60V219H59ZM84 220H86V219H84ZM90 220H91V219H90ZM130 220H131V219H130ZM144 220H145V219H144ZM173 220H174V219H173ZM178 220H179V219H178ZM190 220H191V219H190ZM234 220H235V219H234ZM245 220H246V219H245ZM50 221H51V220H50ZM88 221H89V220H88ZM91 221H92V220H91ZM192 221H193V220H192ZM194 221H195V220H194ZM208 221H209V220H208ZM232 221H233V220H232ZM126 222H127V221H126ZM139 222H140V221H139ZM54 223H55V222H54ZM171 223H172V222H171ZM177 223H178V222H177ZM191 223H192V222H191ZM208 223H209V222H208ZM236 223H237V222H236ZM245 223H246V222H245ZM93 224H94V223H93ZM152 224H153V223H152ZM167 224H168V223H167ZM167 224H166V225H167ZM61 225H62V224H61ZM106 225H107V224H106ZM145 225H146V224H145ZM192 225H193V224H192ZM206 225H207V224H206ZM93 226H94V225H93ZM163 226H164V225H163ZM163 226H162V227H163ZM168 226H169V225H168ZM168 226H167V227H168ZM202 226H203V225H202ZM94 227H95V226H94ZM141 227H142V226H141ZM150 227H151V226H150ZM164 227H165V226H164ZM172 227H173V226H172ZM196 227H197V226H196ZM242 227H243V226H242ZM88 228H89V227H88ZM233 228H234V227H233ZM105 229H106V228H105ZM229 229H230V228H229ZM96 230H97V229H96ZM203 230H204V229H203ZM88 231H89V230H88ZM101 231H102V230H101ZM163 231H164V230H163ZM167 231H168V230H167ZM199 231H200V230H199ZM48 232H49V231H48ZM144 232H145V231H144ZM144 232H143V233H144ZM165 232H166V231H165ZM165 232H164V233H165ZM178 232H179V231H178ZM205 232H206V231H205ZM98 233H99V232H98ZM107 233H108V232H107ZM155 233H156V232H155ZM200 233H201V232H200ZM138 234H139V233H138ZM138 234H136V235H138ZM156 234H157V233H156ZM169 234H170V232H169ZM191 234H192V233H191ZM251 234H252V233H251ZM87 235H88V234H87ZM196 235H197V234H196ZM95 236H96V235H94L93 237H95ZM99 236H100V235H99ZM166 236H167V235H166ZM189 236H191V235H189ZM197 236H198V235H197ZM197 236H196V237H197ZM30 237H31V236H30ZM192 237H193V236H192ZM41 238H42V237H41ZM83 238H84V237H83ZM197 238H198V237H197ZM88 239H89V238H88ZM100 239H101V238H100ZM111 239H112V238H111ZM49 240H50V239H49ZM98 240H99V239H98ZM25 241H26V240H25ZM37 241H38V240H37ZM64 241H65V240H64ZM88 241H89V240H88ZM96 241H97V240H96ZM100 241H101V240H100ZM146 241H147V240H146ZM108 242H109V241H108ZM143 242H144V241H143ZM256 242H257V241H256ZM99 243H100V242H99ZM106 243H107V242H106ZM28 244H29V243H28ZM134 244H135V243H134ZM155 244H156V243H155ZM49 245H50V244H49ZM105 245H106V244H105ZM7 246H8V245H7ZM84 246H85V245H84ZM133 246H134V245H133ZM151 246H152V245H151ZM25 247H26V246H25ZM73 247H74V246H73ZM98 247H99V246H98ZM101 247H102V246H101ZM29 248H30V247H29ZM41 248H42V247H41ZM96 248H97V247H96ZM103 248H104V246H103ZM106 248H107V247H106ZM146 248H147V247H146ZM148 248H150V247H148ZM68 249H69V248H68ZM134 249H135V248H134ZM153 249H154V248H153ZM116 250H117V248H116ZM75 251H76V250H75ZM79 251H80V250H79ZM104 252H105V251H104ZM141 252H142V251H141ZM91 253H92V252H91ZM119 253H120V252H119ZM151 253H152V252H151ZM24 254H25V253H24ZM82 254H83V253H82ZM117 254H118V253H117ZM141 254H142V253H141ZM84 255H85V254H84ZM66 256H67V255H66ZM92 256H93V255H92ZM16 257H17V256H16ZM62 257H63V256H62ZM98 257H99V256H98ZM112 257H113V256H112ZM118 257H119V256H118ZM60 258H61V257H60ZM114 258H116V257H114ZM119 258H120V257H119ZM57 259H58V258H57ZM89 259H90V258H89ZM92 259H94V257H93ZM6 260H7V259H6ZM106 260H107V259H106ZM78 261H79V260H78ZM78 261H77V262H78ZM86 261H87V259H86ZM116 261H117V260H116ZM259 261H260V260H259ZM262 261H263V260H262ZM51 262H52V261H51ZM55 262H56V261H55ZM75 262H76V261H75ZM124 262H125V261H124ZM56 264H57V263H56ZM106 264H107V263H106ZM113 264H114V263H113Z\"/></svg>", "mask_w": 264, "mask_h": 264}]
</instances>
